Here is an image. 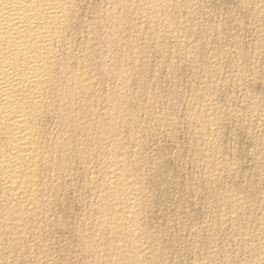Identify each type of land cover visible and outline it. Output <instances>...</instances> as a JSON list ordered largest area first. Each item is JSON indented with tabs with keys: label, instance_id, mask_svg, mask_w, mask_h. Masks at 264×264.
Returning a JSON list of instances; mask_svg holds the SVG:
<instances>
[{
	"label": "bare ground",
	"instance_id": "1",
	"mask_svg": "<svg viewBox=\"0 0 264 264\" xmlns=\"http://www.w3.org/2000/svg\"><path fill=\"white\" fill-rule=\"evenodd\" d=\"M241 1H242L241 6L249 7L251 2L260 1V0H241ZM191 2L189 0H0V264H10L12 262H15L18 258L12 257V254L13 253L15 254L17 248L19 249V252H20V248L25 247L27 245H29V246L23 248V249H25L24 252L27 251L28 253H31V254L32 253L34 254V252H35V253H39L38 255H41L39 257L37 255L38 258L35 259V261L38 260L37 264H51L52 263L51 260L48 258L49 257L48 254H50V250H49V253H47L48 251L45 250L46 248H48V246L50 244L49 243L47 245L46 243L49 242L51 237L49 238V240L47 242L45 240L46 243H44L41 239V236H44L43 233H45V231L48 233V231H47L48 228H50L51 226L52 227L54 226L53 221H52V217H53V212L55 209L56 202L59 199H62L63 197H65V195H67L69 192L71 193L70 190H72L73 192H78L77 195L80 194L79 192H82L83 195H81V196H84V197H82V200L85 201V205H86L85 208L82 206V205H84V202L81 205L82 208H84L83 210H85V212L82 213V215H83L82 219H80V221H82V223H83V225H82L83 227L78 225V226H80V228L77 227L76 230L74 231L76 234L75 237L76 236L78 237V239L76 238L78 240L77 241L78 244L77 243H75V244L78 245L77 246L78 249L76 248L77 249L76 252L82 260L81 263H83V264H165L163 261V257H165L166 254L165 255L163 254V252L161 250V248H163V247H160L163 245L162 244L163 242L158 244L157 242L161 241V240L158 239V241H157L155 238L156 236L153 237V235L150 234L151 230H153L154 227L150 230V232H148L147 228H146V215H145V213L148 212L147 209H149V208L151 209V204L153 202L156 203V201H158L157 200L158 195L156 194V191H157V188H156V191H155L156 197L153 198L156 200L155 201L153 200V202H150L151 198H150L149 194H152V192H153L151 190L153 187L150 189V185H152L153 183L150 182L151 183L150 184L148 182V178H149L148 173L149 172L147 173V171H146L147 167L145 168V162H147L145 159L147 156L146 157L143 156L142 153H144L145 151L141 153L140 152L141 150L139 148H142V147H140L141 145L143 146V144H141V140H140L142 137L141 134L143 135L144 132H147L150 128H152V127H149L152 125L151 123H154V124L156 123L158 126V129H159V125H160V126H162V128L164 126H167V128L165 127L166 130L167 129L170 130L169 126L171 127L172 125H174L173 121L175 119L172 121L171 119H168V118H166L165 115H163V113H164L163 111H165V108H164V110H162L163 107L160 108L161 107L159 104L160 101L159 102L155 101V96L154 97L152 96V94H155V93L154 92L152 93V91H151L152 94L149 93L151 95L147 94V95H149L147 97L145 95V97H146L145 104L143 106L140 105L143 108L145 105L147 106V107L145 106L146 109H144V113H146V115L143 113L138 114L141 111L139 112L138 107H136L137 108V110H136L137 115H139V116L143 115L142 116L143 120L142 121L138 120L137 115L134 114V107H133V110H132V108H130L131 107L130 102H132V100H133V98H131V97H133V96L129 95L128 92L131 90L128 91V88L130 87L129 85L132 84V81H131L132 79L136 78V81L138 80L139 82H141V81H143L142 78H145L143 76H144V71L146 72V69L144 70L143 68L142 69L140 68L137 70V68L140 65V64H138L139 63V53L141 52V49H142L140 47L142 43L140 44L139 42L141 41V36L144 33H145L144 36L148 35L147 37L146 36L145 37L154 44L153 46L158 51H161L160 53H162L163 45L165 43L164 41H166V40L171 41L172 40L174 42L176 41L177 45L175 43H173L174 44L173 46H175V48L173 49V47L170 46L172 48L171 50L178 51L177 54L179 52H181V55H183L184 57H187V59L191 58L193 55H196V56L198 55V54H194V51H193L194 47H192L193 49L190 48L191 51L187 50L188 48H186V47H188L189 45L192 46V44H189V43L191 42V40H193V38L191 37L192 36L191 35L190 36L191 38L188 37L189 40H187V42L185 41L187 38L185 39V36H184L185 33L182 31L185 26H183L182 22L180 21L182 19L184 20V16H182L183 18H181V16H180L181 11L183 9H190V5H192L194 1L192 2V4H190ZM195 2H196V0H195ZM199 2H197V3H199ZM262 2L264 3V0ZM263 3H262V5H263ZM255 4H257V3H255ZM259 4H260V2L258 3V7L261 6ZM195 5H193V6H195ZM199 6L197 5V8ZM253 6H254V4H253ZM191 8L193 9V7H191ZM242 8H244V7H242ZM249 8L252 9L251 7H249ZM249 8H248V10H250ZM195 10H193V11H195ZM252 11H254V10H252ZM259 12H263V11H259ZM194 13L196 14V12H194ZM201 13L199 15H201ZM188 14L185 15L186 16L185 19H187ZM182 15H184V14H182ZM190 15L191 16H189V18L194 16V15L192 16V14H190ZM253 15L257 16L259 14L257 13V15H256L254 13ZM255 16H253V17H255ZM231 19H233V18H231ZM197 20L199 21V19H197ZM191 21H193L192 18H191ZM254 21L255 20H253V22ZM185 22H187V21H185ZM186 24L188 25L189 22H187ZM211 24H212V26L214 25L213 23H211ZM211 24H209V26ZM193 27H195V25ZM202 27L201 28L199 27V29H202ZM211 28L213 29V27H211ZM214 28H216V26ZM208 29H210V28H208ZM203 30H204V27H203ZM203 30H201V31H203ZM260 30H261V28L259 29V31ZM193 31H194V29H193ZM217 31H215V32H217ZM182 32L184 34H182ZM220 32H222V31H220ZM197 33L198 32H196L195 34H197ZM205 33H206V31H205ZM202 34H204V33L202 32ZM259 34H260V32H259ZM200 35H199V37H200ZM204 35L203 36L201 35V37L204 38ZM215 35H216V33H215ZM220 36L223 38V36H226V35H223V34L220 35L219 34V37ZM216 37H217V35H216ZM219 37H217V38H219ZM142 38H143V36H142ZM196 39H197V37H196ZM206 39L207 38H205V40ZM224 39H225V37H224ZM220 40H222V39L220 38ZM225 40H227V39H225ZM188 41H189V43H188ZM198 41L201 43L200 38ZM202 41H203V39H202ZM185 42L187 43V46L183 45V44H185ZM195 42H197V41L195 40ZM206 43H207V41L204 42L205 45H206ZM261 43H263V42H261ZM147 44L148 43L146 42V45ZM149 44H150V42H149ZM166 44H168V43H166ZM143 45H142V47H143ZM168 45H166V46L164 45V47H167ZM229 45H230V43H229ZM202 46H203V44H202ZM202 46L200 45L201 49H203L205 47V46L204 47H202ZM252 46H254V45H252ZM259 46L257 49L262 50V52H263L264 46L263 45H259ZM233 47H234V45H233ZM201 49H200V51H201ZM208 49L209 48H207V50ZM257 49H255V50H257ZM148 50H149V48H147V50H145L146 53L149 52ZM150 50H151V47H150ZM197 50H198V48H197ZM212 50H213V48H212ZM212 50L210 52L214 53L216 51V50L215 51H212ZM145 51H143V49H142V52H145ZM164 51L166 54H167V52H169L168 50H167V52H166V50H164ZM203 51H205V50L203 49L201 51L204 54ZM235 52H237V50L234 51L233 53H235ZM256 52H254V53H256ZM174 53H176V52H174ZM219 53L221 54L222 52H219ZM227 53L230 55L232 54V53H229V51L228 52L226 51L225 54L227 55ZM155 54H158V53L156 52ZM163 54H164V52H163ZM199 54H200V52H199ZM209 54H211V53H209ZM237 54L239 55V52H237ZM261 54H263V53H261ZM150 55H151V53H150ZM152 55H153V53H152ZM200 55L197 57H201ZM205 55H203L204 58L203 57H201V58L205 59V57H206ZM214 55H216V54H214ZM226 55H225V57L222 55L224 57V59H227ZM243 55H244V53H243ZM249 55H251V53ZM141 56L143 57L142 58L143 60L147 57V56L145 57L144 54L143 55L141 54ZM141 56H140V59H141ZM158 56H161V55H158ZM168 56H167V58H168ZM174 56H173V59H174ZM176 56H178V55H176ZM236 56H234V57H236ZM169 57H172V56H169ZM184 57H183V61L185 59ZM209 57H210V55H209ZM217 57H215V58L217 59ZM157 58H156V61H157ZM151 59H152V57H151ZM166 59H164V61ZM173 59L170 61H173ZM187 59H185V61ZM216 59H215V61H213L214 58H213V60L212 59L211 60L213 62H215V64H216ZM232 59H235V58L232 57ZM160 60H159V62L158 61L157 62L163 63ZM175 60H177V59H175ZM207 60H208V58L205 59V62ZM223 60H222V62H223ZM194 61H195V58H194ZM212 61H210V62L213 65L214 63ZM250 61H252V60H250ZM256 61H258V60H256ZM150 62H151V60H150ZM188 62H191V59ZM196 62H197V60H196ZM217 62H218V60H217ZM146 63L147 62L141 63V65L145 67V65H143V64H146ZM168 63L169 64H167L168 66H166V67L172 68L173 64L171 63L172 66L169 67V65H171V64H170V62H168ZM177 63H179V61L178 62L176 61V64ZM184 63L186 66V62H184ZM191 63L193 64V62H191ZM197 63L200 64V62H197ZM207 63H205V64H207ZM230 63H234V62H229V64ZM192 64L189 63L187 65L191 66ZM237 64H236V66H237ZM156 65H155V68H158ZM209 65L210 64H208V68H210ZM150 66L148 67V65H147L148 68H150ZM199 66H201V65H199ZM228 66L231 67L232 65H228ZM234 66H235V63H234ZM178 67H179V65L177 66V69H178ZM205 67H206V65H205ZM220 67H221V65H220ZM240 67H242V64L240 65ZM245 68L249 69V65ZM174 69H173V71H175ZM187 69L189 70V68H187ZM197 69H198V67H197ZM213 69H214V71H216L215 67H213ZM227 69H229V68H227ZM227 69H226V71H227ZM233 69H235V68H233ZM161 70H157V71H161ZM207 70H205V71H207ZM209 70H211V69H209ZM240 70L235 69L234 72L238 73ZM255 70H257V69H255ZM260 70H258V71H260ZM153 71H154V68H153ZM155 71H156V69H155ZM180 71L181 70H179V71L177 70L176 73L180 72ZM196 71H198V70H196ZM222 71L220 69L221 73H223ZM251 71H254V69H252ZM154 72H153L154 75H152V76H156V74ZM169 72L172 73V71H170V70H169ZM189 72H190V70H189ZM202 72H203V69H202ZM216 72H218V71H216ZM220 72H218V73H220ZM246 72H247V70H246ZM173 73H175V72H173ZM192 73H194V72H192ZM196 73H198V72H195V75H196ZM221 73H220V75H221ZM248 73L253 74L254 72L249 71ZM209 74H210V72L208 73V75ZM224 74H225V72L223 73V75ZM240 74H242V73L240 72ZM243 74L247 75L245 72ZM173 75H175V74H173ZM206 75H207V73H206ZM215 75H216V73H215ZM215 75H214L213 81L216 80ZM255 75H253V78H255ZM145 76H146V74H145ZM150 76H151V74H150ZM175 76H173V77H175ZM236 76H238V74ZM242 76H240V77H242ZM248 76H249V74H248ZM256 76H258V75H256ZM177 77H179V76H177ZM190 77H192V74L190 75ZM193 77H194V75H193ZM234 77H233V80H234ZM156 78L157 77H155V79ZM160 78H161V76H160ZM203 78H201V79H203ZM206 78L207 77H205V79ZM216 78L218 80V77H216ZM226 78H227V76H226ZM249 78H251V76ZM253 78H252V80H253ZM150 79H151V77H150ZM152 79H154V78H152ZM199 79H200V77H199ZM205 79H204V81H205ZM237 79H236L237 81H240L242 83L241 78H237ZM243 79H244V77H243ZM258 79H259V77H258ZM258 79L256 78V80H258ZM160 80H158V81L160 82ZM175 80H177V79L175 78ZM236 80H234V81H236ZM153 81L154 80H152V82ZM173 81H174V79H173ZM192 81L193 80H191V83H192ZM196 81L198 82V80H196ZM208 81H210V80L208 79ZM245 81H248L249 82L248 84L250 85V80L246 79ZM145 82H146V80H145ZM145 82H142V83H145ZM219 82H221V84H219V85L224 84L223 86H225L227 84L225 81H224V83H222V80ZM227 82L230 83L229 80ZM252 82H255V81H252ZM142 83H140V84L142 85ZM162 83H161V85H162ZM199 83L203 84L202 82H199ZM241 83H240V86H241ZM157 84H159V83H157ZM174 84L176 85V83H174ZM209 84L212 85L213 83L212 84L209 83ZM214 84H216V83H214ZM230 84H228V85H230ZM153 85L154 84L152 83V85L150 87L153 88L152 87ZM200 85H199V87H203ZM234 85H237V84H234ZM136 86H137V84H136ZM146 86L144 88H146ZM154 86H156V84ZM159 86H157V87H159ZM192 86H191V88H192ZM148 87H149V85H148ZM161 87L162 86H160L159 90L161 89ZM177 87H179V86H177ZM219 87H217L216 89L221 90L222 87L221 86H219ZM237 87H235V88H237ZM154 88L156 89L157 92L159 91V90H157L156 87H154ZM164 88L168 89L165 86L163 87V89ZM196 88H198V87H196ZM205 88H206V85H205ZM208 88H206V89L209 90ZM211 88H213V86ZM139 89H140V86H139ZM163 89H162V91H163ZM173 89H174V87H173ZM177 89H179V91L181 92L180 88H176V89H174V91L176 90V92H177ZM203 89H202V91H203ZM223 89H224V87H223ZM149 90H150V88H149ZM149 90H147V91H149ZM220 90H219V92H221ZM134 91L137 92L136 89ZM142 91L144 92V90H142ZM239 91L242 92L241 89ZM246 91H243V92H246ZM248 91H250V90H248ZM140 92H139V94H140ZM163 92H162V94H166ZM167 92H169V89ZM199 92L203 96L204 93H201V91H199ZM199 92L195 93V94H199ZM240 92H238V93H240ZM243 92H242V95H243ZM190 93H189V95H190ZM210 93H211V90H210ZM210 93L205 92V94H207V95ZM144 94H145V92H144ZM160 94L161 93H159V95H157V94H155V95L160 96ZM169 94H171V92ZM177 94L179 95V93H177ZM216 94H212V96L216 95ZM245 94L248 95V92ZM252 94H253V92H252ZM131 95H132V93H131ZM138 95H137V97H138ZM217 95H219V94H217ZM166 96L167 95H165V98H166ZM181 96H179V97H181ZM192 96H194V95H192ZM206 96L204 95L202 97V98H204V97L205 98L202 99L201 103H200L201 97L198 101L196 100L197 98L195 99V97H192L193 99L196 100V102H199V103H196L192 98H190L196 104L195 103L191 104L190 102H193V101L188 99V102L190 100L189 103H190V105L193 106V109L190 108V109H192L191 110L192 113L189 115V119L188 118L187 119L189 120V123L192 125V129H194L193 128V126H194V127L198 128V130L200 131V133L198 135H201V136H200V138L198 136L199 142H198V140H197V142L199 143V145L197 146L198 147L197 149L200 150V152L203 153L205 156V157L203 156L205 158L203 160V162L201 160L199 161L202 163L201 164V167H202L201 172L206 177V179L205 178L204 179L207 180L208 182H214V181L217 182L218 179L220 180V178H222V175H223V173H225V170H227V171L231 170L232 164L230 166H228L227 163H229V162L226 163V161H225V160H227V158L223 159V157H221L219 155L221 153H219V150L217 151V148L214 145V142L216 141V138L218 135L216 132L217 131L216 128H219L220 127L219 125H221V124H219V122H218L217 123L218 126H216L215 122H217V121H214L215 119L213 120L212 117L209 118V116H211V115H213V113H215V112H213L214 111L213 104L215 103V101L213 100L214 102L212 103L211 102L212 100H210V99L213 97L210 96V99H208V98H206ZM252 96H254V94ZM252 96H251V98H252ZM160 97H163V96H160ZM257 97L259 98V96H257ZM140 98L141 97H139V100H140ZM172 98H174V96H172ZM172 98H170V100H173ZM176 98H177V96H176ZM183 98H184V96H183ZM214 98L216 99L217 97L214 96ZM130 99H132V100L130 101ZM177 99L179 100V98H177ZM137 100H138V98H136V101ZM178 100H176V103ZM181 100H179V101H181ZM134 101H135V99H134ZM134 101H133V103H134ZM241 101H243V100H241ZM248 101L251 102L249 99H248ZM137 102H139V101H137ZM140 102H141V100H140ZM143 102H144V100L141 103H143ZM165 102L167 103V105L165 107L169 106L168 105L169 101L167 102V99ZM173 102H175V101H173ZM260 102H261V100H260ZM161 103H162V101H161ZM183 103L184 102H182V104ZM252 103H253V108L256 107V109H251L252 105L248 104L251 107L248 110L251 109V110H254V112L257 111L258 109L260 110L261 109L260 106L263 105V104L258 105L256 103H254L253 101H252ZM257 103H259V101ZM172 104H174V103H172ZM182 104H180V105H182ZM187 104L188 103H186V105ZM131 105H133V104H131ZM161 105L164 106V104H161ZM190 105H189V107H190ZM217 105H219V104H217ZM173 106L174 105H172V108L177 107V106H175V107H173ZM257 106H259L258 109H257ZM184 107H185V105H184ZM217 107L220 108L219 106H217ZM262 107H264V106H262ZM181 108H182V106H181ZM181 108L177 109L178 112H179V109L181 111ZM139 110H141V109H139ZM145 110H147V112H145ZM186 110H188V109L186 108ZM263 110L261 109V111H263ZM183 111H184V109H183ZM175 112H177V111L175 110ZM190 112H188V113H190ZM246 112H247V109H246ZM248 112H250V111H248ZM216 113H217V111H216ZM218 113H217V115H218ZM237 113L238 112L233 111L232 115L235 114L234 115L235 117H236V115H238V116L241 115V114H239V113L237 114ZM255 113H257V112H255ZM261 113L264 114L263 112H261ZM249 114L251 115V113H249ZM252 114H253V112H252ZM262 114L257 113L256 118H257V122H259L261 120L264 124V119H260L261 118L260 116ZM144 115H145V117H144ZM217 115H215L214 117L216 118ZM227 115H231V114L228 113ZM250 115H248L246 117H252V115L251 116ZM175 116L181 117V115H179V116L175 115ZM169 117H170V115H169ZM172 117H174V116H172ZM225 117H226V115H225ZM182 118H185V117L182 115ZM236 118L234 120H236ZM256 118H253V119H256ZM241 119H244V118H241ZM244 120H246V119H244ZM147 121H148V125H145V123H147ZM176 121L178 122L177 119H176ZM176 121H174V122H176ZM254 122H256V121L254 120ZM254 122H253V124H254ZM263 124L261 125L260 122L257 123L258 126L261 125L259 127L260 129L262 126H264ZM154 126L156 127V125H154ZM175 127L177 128L178 126L176 125ZM175 127L173 126L171 128L175 129ZM184 127L186 128L185 124H184ZM165 128H163V129H165ZM188 128H189V126H188ZM188 128H186L187 130L184 129L185 130L184 131L183 127H182L183 132L181 134H183V133L185 134L186 131L188 132L189 131ZM256 128H258V127L256 126ZM192 129L190 130V132L192 131ZM251 129H252V127H251ZM151 130H153V129H151ZM168 130H167V132H169ZM172 131L175 132L174 130H172ZM178 131H176L174 136L179 135ZM195 131H196V133L199 132V131L197 132V129H195ZM258 131H260V130L258 129ZM149 132L150 131H148V134H150ZM159 132H161V130ZM177 132H178V134H177ZM192 132H194V130ZM155 133H157L156 130H155ZM259 133L261 135V132H259ZM161 134H160V136L162 138ZM171 135H167V136H171ZM149 136L151 137V134ZM167 136H164V138ZM191 136H188V137H191ZM194 136H192V137H194ZM188 137H186V138H188ZM220 137H218L219 140H220ZM168 138H174V137H168ZM175 138H177V137H175ZM186 138H185V140H187ZM218 138H217V140H218ZM258 138H259V136H258ZM146 140H144V141H146ZM259 140H261V137ZM159 141H161V140L159 139ZM164 141H166V140H164ZM188 141H190V140L188 139ZM194 141H195V139H194ZM169 142H171V141H169ZM177 142H179L178 139H177ZM191 142H193V141H191ZM191 142H190V145H192ZM259 142L264 143V137L262 138V141H259ZM259 142L257 141L256 144L258 145ZM174 143H176V142H174ZM198 143L194 142L195 145ZM161 144L162 143H160V146H161ZM188 144H189V142H188ZM188 144H187V147L192 148V146H190ZM216 144H218V143H216ZM195 145H194V147H196ZM260 145H263V144H260ZM146 146L149 148L148 145H146ZM158 147H159V144H158ZM163 147H165V146H163ZM184 147H186L185 144H184ZM187 147H186V149H187ZM194 147H193V149H194ZM191 148H188V149H191ZM188 149H187V151H188ZM263 149H264V147H263ZM143 150L144 149H142V151ZM175 150H176V148H175ZM175 150L173 149L172 152H174ZM194 150H193V152H194ZM150 153H152V152H150ZM162 153H163V151H162ZM254 153H255V151H254ZM261 153L259 152L260 155H261ZM174 154H175V152H174ZM190 154H193V153H190ZM196 154H197V152H196ZM196 154H193V156L195 155V157H196L197 156ZM263 154H264V152L262 153V157H263ZM144 155H148V154H144ZM172 155L170 154V157ZM154 156H155V153H154ZM154 156H153V158H154ZM188 156H191V155H188ZM158 157H160V156H158ZM163 157H165V156H163ZM175 157L178 158V155L174 156L173 157L174 159L170 158L173 160L172 162H174ZM195 157H194V159H196ZM258 157H261V156L256 155V159ZM155 158H157V157H155ZM150 159H152V157ZM201 159H202V157H201ZM187 160H188V157H187ZM189 160L191 161L192 159L190 158ZM161 161H162V159H161ZM199 162H196V163H199ZM175 163H177V162H175ZM192 163H190V164L192 165ZM153 165H154V163H153ZM160 165L164 166L163 164H160ZM160 165H158V167H156V168L158 169ZM178 165L180 166V164H178ZM149 166L150 165H148V167ZM193 166H195V165L193 164ZM153 167H155V166H152V168ZM233 167H232V169H237V166L233 165ZM149 168L151 170V167H149ZM179 168H180V170H182L181 167H179ZM154 169L155 168H153V170ZM195 169H199V168H195ZM261 169H263V168H261ZM180 170L178 169V171H180ZM185 171H183V172H185ZM151 172H152V170H151ZM156 172H158V171H156ZM190 172H188V173L190 174ZM154 173L155 172H153V175H154ZM186 173L187 172H185V174ZM194 173H193V175H194ZM196 173H197V171H196ZM179 174H178V176H179ZM198 174H200V171ZM232 174H233V171H232ZM155 175H156V173H155ZM169 175H170V173H169ZM159 176H161V175H159ZM162 176H163V174H162ZM172 176H173V174H172ZM196 176H197V174H196ZM196 176L194 175V177H196ZM225 176H224V178H225ZM164 177L167 178V176H164ZM179 177H181V176H179ZM184 177H185V175H184ZM194 177L192 176L191 178H194ZM229 177H230V175H229ZM191 178H190V180H191ZM174 179H175V177H174ZM177 179H179V178H177ZM177 179L174 181H177ZM186 179H188V178H186ZM160 180L161 179H159V181ZM197 180L201 181L202 179H197ZM197 180L195 179L196 183H197ZM244 180H245V178H244ZM249 180H250V178H249ZM76 181H78V184L76 183ZM155 181H153V182H155ZM171 181H172V179H171ZM195 181H194V183H195ZM200 181H198V182H200ZM203 181L204 180L201 181L202 184H203ZM220 181L223 182V180H220ZM186 182L190 183L188 181H186ZM216 182H215V185H216ZM263 182H264V180H263ZM177 183H179V181H177ZM164 184H166V182ZM183 184H184V181H183ZM168 185H169V183H168ZM171 185H172V183H171ZM171 185H169V186H171ZM190 185H191V183H190ZM190 185L188 184L189 187L186 185L187 189L192 187ZM208 185H209V183H208ZM210 185H211V183H210ZM165 186L166 185H164V187ZM177 186H179V185H177ZM193 186L196 187V185H193ZM159 187H162L161 183H160ZM159 187H158V189H159ZM181 187L183 188V186H181ZM194 187H192V188H194ZM197 187L201 188L199 183H198ZM213 187L211 189L214 192L215 190L213 189ZM77 189H79V191H77ZM163 189L164 188H162L161 191H159V190L158 191L162 192ZM184 189H182V190H184ZM211 189H209V190L212 191ZM205 190L207 191V188L204 189V191ZM238 190H240V189H238ZM150 191H152V192H150ZM170 191H171V189H170ZM192 191H194V190H192ZM195 192H196V190H195ZM205 192H201V193L203 194ZM186 193L188 194V192H186ZM155 194L153 192L152 195H155ZM158 194L160 195L161 193H158ZM162 194H163V192H162ZM164 194H165V192H164ZM192 194H194V193H192ZM192 194L190 193L191 196H192ZM224 194H226V193H224ZM257 194H258V192H257ZM73 195H76V193H73ZM67 196H69V195H67ZM184 196L185 195H183L181 197H184ZM205 196L203 195L201 197L204 198ZM208 196H206V197H208ZM211 196H212V194H211ZM213 196H215L214 193H213ZM235 196H237V195H235ZM235 196L227 195L226 197H223L225 199L224 201L222 199L221 200L223 203L226 202V204H227L226 208H227L228 204L231 205L233 210H234V211L232 210V214L236 215V213H234V212H237V209L242 204L240 199L243 195L241 197L240 196L235 197ZM77 197L79 198V196H77ZM160 197H159V199L162 198V197L161 198ZM197 197H198V195H197ZM218 197H215V198H217V200H218ZM239 197H240V199H239ZM78 198H77V200H78ZM203 198H201V199L203 200ZM209 198H210V196H209ZM212 198H214V197H212ZM220 198H222V195L220 196ZM187 199H189V198H187ZM243 199H245V198H243ZM69 200H70V198L68 199V201ZM162 200H164V199H162ZM162 200H161V202H164ZM205 200H207V198ZM211 200H209L211 202L210 205L213 202ZM64 201H62V202L64 203ZM71 201H72V203L73 202L75 203V200L73 201V199H72ZM71 201H69V202H71ZM168 201H167V203H168ZM220 201H218V202H220ZM256 201L257 200H255V202ZM80 202H81V200H80ZM161 202H159V203H161ZM177 202H178V200H177ZM184 202H182V204H184ZM197 202H194V203H197ZM222 202H220V203H222ZM164 203H166V202H164ZM194 203H192V204H194ZM199 203H200V201H199ZM202 203L203 202L201 201V204ZM205 203H207V202H205ZM214 203L215 202H213V204ZM172 204H174V202ZM180 204H181V202H180ZM217 204L218 203L216 202L215 206L213 205L214 209L216 208ZM244 204L247 205V203H243V206H244ZM73 205L74 204H72V206ZM79 205L80 204H78V205L76 204L75 206H79ZM168 205H165V206H168ZM210 205L208 204V207H210ZM259 205H261V204H259ZM263 205H264V203H263ZM64 206H67V205L64 203ZM69 206H71V205H69ZM69 206H67V208ZM173 206H176L178 209H180L178 206H181V205L177 206V204H176ZM173 206H171L170 208L173 209L172 208ZM185 206H187V205H185ZM197 206H199V205L197 204ZM201 206L203 207V205H201ZM251 206H250V208H251ZM156 207H158V206L156 205L155 209H156ZM162 207L163 206H161V208ZM202 207L201 208L199 207V208L202 210ZM60 208H61V206H60ZM185 208H187V207H185ZM232 208H230V209H232ZM244 208H245V210H246V208L249 209L246 206ZM253 208L254 207H252V211H253ZM259 208H260L259 211L263 212V210H262L263 208L261 209V206ZM71 209H74V208H70V210ZM204 209H205V207H204ZM227 209L229 212V208H227ZM58 210L55 211V213L58 212ZM83 210H81V211H83ZM166 210H168V209L166 208ZM207 210H208L207 211V213H208L210 208ZM240 210H238V212H240ZM245 210H241V211L242 212L244 211V213H245ZM250 210H248V211H250ZM61 211H64V209ZM190 211H186V213L190 215L191 214ZM214 211L215 210H213V212ZM252 211L250 212L251 215H252ZM75 212H76V210H75ZM152 212L153 211H151V214H152ZM163 212L164 211H162V213ZM169 212H171V211L169 210ZM201 212H203V211H201ZM242 212H241V214H242ZM76 213H78V212H76ZM79 213H81V212H79ZM171 213H173V212H171ZM222 213L219 214V218H221L223 220L222 222H224V220L226 221L225 218H232L234 216L232 214H227V212H224L225 214H222ZM229 213H231V212H229ZM261 213H259V214H261ZM58 214H59V212H58ZM192 214H193V212H192ZM192 214H191V217H192ZM210 214H212L211 211H210L209 215ZM241 214H240V216H238V214H237V216L241 217L242 216ZM255 214H257V213H255ZM59 215H58V217L61 216V215L60 216ZM66 215H67V213H66ZM78 215L81 216V214H78ZM156 215H158V213ZM168 215H171V214H168ZM174 215L176 216V214H174ZM214 215H216V214H214ZM214 215H213V217H214ZM262 215H264V214L262 213ZM206 216H208V214ZM217 216H215V217H217ZM67 217H69V215ZM77 217L78 216H76V218ZM171 217H172V215H171ZM245 217H246V215H245ZM167 218H169V217H167ZM177 218H178V216H177ZM207 218H205L204 221L207 220ZM219 218H218V220H219ZM251 218H253V216ZM251 218L247 217L246 219H251ZM69 219H72V218L69 217ZM69 219H67L66 221H68ZM159 219H162V218H159ZM243 219L244 218H242V220ZM56 220H57V217H56ZM59 220H61V218ZM209 220H210V218H208L207 221L209 222ZM214 220L212 218V221H214ZM233 220H231V222L235 223V221H233ZM262 220H263V217H262ZM61 221H59V222H61ZM70 221H72V220H70ZM153 221H154V219H153ZM164 221H165V219H164ZM207 221H205V222H207ZM236 221H239V218ZM246 221L249 222V220H246ZM246 221H241V222L248 223ZM259 221L261 224V220H259ZM59 222H57L58 225H59ZM77 222H78V219H77ZM176 222H177V220L175 221V223ZM181 222H183V221H181ZM231 222L226 221L225 223H228V225H229V223H231ZM64 223H62V224H64ZM165 223H166V221H165ZM210 223H211V221H210ZM76 224H74V225H76ZM148 224H149V222H148ZM205 224L207 227H211V226H208L207 223H205ZM205 224H203V225H205ZM237 224L238 223L236 222V225ZM239 224H240V222H239ZM244 224L242 223L240 225L241 228H242V225H244ZM69 225H71V223ZM152 225H151V227H152ZM175 225H177V224H175ZM224 225H222V226H224ZM236 225H234L233 227H235ZM246 225L247 224H245L244 226H246ZM66 226H68V225H66ZM66 226H65V229H66ZM180 226H181V224H180ZM183 226L185 227V225H183ZM194 226H193V228L191 227L190 229H192V230L195 229ZM197 226H199V224H197ZM197 226H195V227H197ZM253 226L255 227V225H253ZM71 227H72V225H71ZM171 227H173V226H171ZM239 227L237 225V230H240V232H241V229H238ZM260 227H261V225H260ZM58 228L59 227H57V229ZM62 228H63V226H62ZM218 228H219V226H218ZM220 228L222 229L223 227H220ZM243 228H245V227H243ZM182 229H183V227H182ZM182 229H180V231H182ZM224 229H222V231H227ZM228 229H231V228L228 227ZM168 230H170V229L168 228ZM178 230H179V228H178ZM258 230L260 231V229H258ZM61 231H63V230H61ZM194 231L197 232L196 229ZM201 231H203V230H201ZM206 231H208V230H206ZM247 231H248V228H247ZM52 232H53V230H52ZM59 232H60V230H59ZM184 232H186V231H184ZM191 232H193V231H191ZM229 232H231V230ZM261 232H263V231H261ZM71 233H72V231H71ZM167 233H168V231H167ZM209 233L208 234L206 233V234L209 235ZM237 233L239 235V231ZM48 234L51 235V233H48ZM55 234H54V237H55ZM64 234L66 235V232ZM156 234L160 235L159 232ZM242 234H244V233H242ZM258 234H260V233L257 232V235ZM263 234H264V232H263ZM45 235H47V234H45ZM59 235H61V234H59ZM70 235H72V234H70ZM195 235H197V234H195ZM68 236H69V234H68ZM187 236H189V235H187ZM202 236H203V234H202ZM228 236H229V234H228ZM70 237L73 238L74 236H69L68 238H70ZM211 237L212 236H210V238ZM173 238L174 237H172V239ZM175 238H177V237H175ZM246 238H247V236H246ZM246 238H244L243 241L247 240ZM249 238H251V237H249ZM262 238H264V236ZM188 239H190V238H188ZM191 239H192V237H191ZM199 239H202V241H203V238H201V236L199 237ZM239 239H240V237H239ZM251 240H252V238H251ZM259 240L261 241V239H259ZM262 240H264V239H262ZM202 241H201V243H202ZM228 241H229V239H228ZM230 241H231V239H230ZM232 241H234V239ZM243 241H241V242H243ZM53 242L51 243L52 245L54 244ZM65 242H67V241H65ZM69 242H71V241H69ZM73 242L74 241H72V243ZM172 242H174V240ZM209 242H211V241H209ZM251 242L247 241L246 243L252 244ZM255 243H256V241H255ZM255 243H253V244H255ZM65 244H67V243H65ZM203 244H205V243H203ZM234 244H235V242H234ZM201 245H199V246H201ZM208 245H209V243H208ZM261 245H263V243ZM63 246L66 247V245H63ZM70 246L73 247L72 245H70ZM70 246L68 245L67 247H70ZM199 246H197V247H199ZM202 246L204 247V245H202ZM253 246H255V245H253ZM51 247H53V246H51ZM178 247H179V245H178ZM193 247H195V242H194ZM212 247H214V246H212ZM50 248H48V249H50ZM206 248H207V245H206ZM260 248L262 249V247H260ZM73 249L75 250L74 247H73ZM247 249H249V248H247ZM253 249H255V247H253ZM253 249H251V250H253ZM51 250H52V248H51ZM53 250H55V249H53ZM66 250H68V249H66ZM166 250H167V248H166ZM204 250H206V251L202 250L200 252L206 253L207 250H209V249H204ZM163 251H165V250L163 249ZM172 251H174V250H172ZM195 251L196 250H194V252ZM221 251L226 252L225 250H221ZM248 251H250V250H248ZM215 252H216V250H215ZM28 253H27V255H28ZM164 253H166V252H164ZM258 253H259V251H258ZM31 254H30V256H31ZM209 254H210V252H209ZM214 254L215 253H213V257L215 258ZM236 254H238V253H236ZM257 254H255V255H257ZM260 254H262V253H260ZM21 255H23V254H21ZM71 255H72V253H71ZM73 255L75 256V253ZM174 255L175 254H173V256ZM15 256H17V255H15ZM19 256H20V254H19ZM169 256H172V255H169ZM176 256H177V253H176ZM176 256H175V258H176ZM222 256H224V255H222ZM251 256H252V254H251ZM253 256H254V254H253ZM20 257H21L20 261H22V258H24V256L23 257L20 256ZM32 257H34V255ZM56 257L58 259V256H55V258ZM67 257H68V255H67ZM167 257H168V255H167ZM197 257L199 258V256H197ZM211 257L209 259L210 261H211ZM259 257H260V255H259ZM261 257L263 258L264 255ZM35 258H36V256H35ZM181 258H183V257H181ZM214 258H212V259H214ZM24 259H25V261L27 260L26 258H24ZM31 259H32L31 263L33 264V258H31ZM204 259H206V258L204 257ZM204 259L201 258V260H204ZM226 259L229 260L230 258L229 259L226 258ZM263 259H262V261H263ZM67 260H69V259H67ZM67 260H65V261H67ZM73 260H74V258H73ZM173 260H174V258H173ZM76 261L74 263H76ZM165 261H166V259H165ZM262 261H260V262L262 263ZM22 262L19 264H22ZM69 262H70V260H69ZM174 262L171 264H174ZM77 263L79 264V262H77ZM232 263H234V261ZM252 263H254V262H252ZM252 263H250V264H252ZM257 263H259V262L257 261ZM28 264H29V262H28ZM58 264H60V263H58ZM195 264H197V263L195 262ZM229 264H231V263H229Z\"/></svg>",
	"mask_w": 264,
	"mask_h": 264
},
{
	"label": "rangeland",
	"instance_id": "2",
	"mask_svg": "<svg viewBox=\"0 0 264 264\" xmlns=\"http://www.w3.org/2000/svg\"><path fill=\"white\" fill-rule=\"evenodd\" d=\"M190 2L192 1H194L193 2V4H192V2L190 3V4H192V5H190V9L193 11V10H195V11H191L190 9H183L182 11H181V18H183L182 16H184V20L182 19V20H180L181 22H182V24H183V26H185L184 28H183V32L185 33H183L182 32V34H184V36H185V41L187 42V40H189V38L188 37H190L191 35V37L193 38V40H191V42L189 43V41H188V43L189 44H192V46L191 45H189L188 47H186V48H188L187 50H190V48L191 49H193L192 47H194V49H193V51H194V54H198L197 56H199L202 52V50L204 49L205 51H203L204 52V54L202 53L200 56L201 57H203V55H205L206 57H205V59H207L208 58V60L205 62V59H202L201 57H197L196 55H193L191 58H188L187 59V57H184L183 55H181V52H179L178 54H177V52L178 51H173V50H171L172 48L170 47V46H172L173 47V49L175 48V46H173L174 44L173 43H175L176 44V41L174 42V41H170V40H166V41H164L165 43H164V45L166 46V45H168L167 47H164V45H163V49H162V53H160L161 51H158L153 45V43L151 42V41H149L146 37L148 36V35H145L144 36V34H142V36H143V38H142V36H141V41L139 42L140 44H141V48L143 49V51H145V50H147V48H149V54L148 53H146V51L145 52H142V49H141V52L139 53V63L138 64H140L139 65V67L137 68V70L138 69H146V72L144 71V76L143 77H147L146 79L145 78H142V80L143 81H141V82H139L138 80L136 81V78H134V79H132L131 81H132V84L131 85H129L130 87L128 88V91L129 90H131V91H129L128 93H129V95L130 96H133V97H131V98H133V100L132 99H130V101L132 100V102H130V108H132V110H133V107H134V114L135 115H137V113H136V110H137V108L136 107H138V111L140 112V113H138V114H145L146 115V113H144V109H146V107L144 106V108L142 107L144 104H145V102H146V97L147 96H149V95H151L153 92L155 93V94H157V95H159V93H161L160 94V96H163V97H160V96H157V95H155V94H152V96L154 97L155 96V101L156 102H159V104H160V108H162V110H164V108H165V111H163L162 113H163V115H165L166 116V118H168V119H171L172 121L174 120V121H176V119L178 120V124L176 123V122H174L173 121V124L174 125H172L171 127H175L176 125L178 126L177 128L175 127V129H173V128H171L170 126H169V128H170V130L172 131V130H174L175 132H171L170 130H168L169 132H167V130H166V128H167V126H164L163 128H165V129H163L162 128V126H160L159 125V129L161 130V132H159L160 130L158 129V126H157V124L155 123H151L150 125L151 126H149V127H152V128H150L148 131H150L149 133L151 134V137L149 136L150 134H148V131L147 132H144V134L142 135L141 134V144H143V146L141 145L140 147H142V148H139L141 151V153L142 152H144V153H142L143 154V156H147L146 157V161L148 162H145V168H146V171H147V173L149 174L148 176H149V178H148V182L150 183V182H152L153 184V186L152 185H150V189L154 192V194H155V191H156V188H157V191H156V194L158 195L157 197V200L158 201H156V203L155 202H153V200L155 201L156 199H153V198H155L156 197V194L155 195H152L153 194V192L152 191H150V192H152V194H149L150 195V198L152 199H150V202H153L152 204H151V209L149 208V209H147L148 210V212H146L145 213V215H146V228H147V231L148 232H150V230L153 228V230H151V232H150V234L151 235H153V237H155L156 238V240L158 241V239L159 240H161V241H158L157 243L159 244V243H162L163 245L162 246H160V247H163V248H161V250H162V252H163V254L165 255V257H163V261H164V263L165 264H171V263H173L175 260V262L177 263V264H195V262L197 263V264H204L205 262V264H211L212 262V264H229V263H231V264H250V263H252V262H254V263H252V264H264V257L262 258L261 256H263L264 255V240H262V239H264V238H262L263 236H264V234H263V232H264V215H262V213L264 214V205H263V201H264V182H263V180H264V154H263V157H262V153L264 152V149H263V147H264V143H260L259 141H262V138L264 137V126H262L261 127V129L259 128L262 124H263V122L260 120L259 122H260V126H258L257 125V123H259V122H257V113H260V114H262L261 112H263L264 113V107H262V106H264V51L262 52V50H258L257 48H258V46L259 45H263L264 46V3L262 2L263 0H260V1H254V2H251L250 3V5H249V7H251L252 9H250L249 7H246V6H241V3H242V1L241 0H196V2H195V0H189ZM197 2H199V3H197ZM260 2V4L259 5H261V6H259L258 7V3ZM254 4V6H253V4ZM255 3H257V4H255ZM262 3H263V5H262ZM196 4V5H195ZM193 5H195V6H193ZM197 5L199 6L198 8H197ZM191 7H193V9L191 8ZM242 7H244V8H242ZM247 9H246V8ZM200 8V9H199ZM248 8L250 9V10H248ZM258 9V10H257ZM187 10V11H186ZM198 10V11H197ZM208 10V11H207ZM252 10H254V11H252ZM186 11V12H185ZM191 11V12H190ZM203 11V12H202ZM207 11V12H206ZM248 11V12H247ZM252 11V12H251ZM259 11H263V12H259ZM194 12H196V14L194 13ZM199 12V13H198ZM202 12V13H201ZM189 13V14H188ZM194 13V14H193ZM201 13V15H199ZM207 13V14H206ZM255 13L256 15H257V13L260 15H257V16H255V15H253V14ZM263 15H262V14ZM182 14H184V15H182ZM186 14H188L187 15V19L189 18V16H191L190 14H192V16L194 17H190L188 20L187 19H185L186 18ZM197 15V16H196ZM205 15V16H204ZM252 15V16H251ZM208 16V17H207ZM253 16H255V17H253ZM204 17V18H203ZM210 17V18H209ZM212 17V18H211ZM263 19H262V18ZM191 18H192V20L193 21H191ZM199 19V21L197 20V19ZM220 18V19H219ZM231 18H233V19H231ZM260 18V19H259ZM225 19V20H224ZM190 20V21H189ZM253 20H255L254 22H253ZM263 20V21H262ZM185 21H187V22H189V26L186 24L187 22H185ZM196 21V22H195ZM198 21V22H197ZM222 21V22H221ZM195 22V23H194ZM211 24V23H213L214 25L212 26V24L209 26V24ZM194 23V24H193ZM199 23V24H198ZM197 24V25H196ZM208 24V25H207ZM251 24V25H250ZM195 25V27H193ZM199 25V26H198ZM201 25V26H200ZM239 25V26H238ZM253 25V26H252ZM188 26V27H187ZM198 26V27H197ZM204 27V30H203V27ZM216 26V28H214ZM256 26V27H255ZM262 26V27H261ZM190 27V28H189ZM192 27V28H191ZM199 27L201 28L202 27V29H199ZM210 28V29H208V28ZM211 27H213V29L211 28ZM253 27V28H252ZM197 28V29H196ZM218 28V29H217ZM220 28V29H219ZM261 28V30L259 31V29ZM189 29V30H188ZM193 29H194V31H193ZM199 29V30H198ZM188 30V31H187ZM201 30H203V31H201ZM218 30V31H217ZM205 31H206V33H205ZM211 31V32H210ZM215 31H217V32H215ZM220 31H222V32H220ZM187 32V33H186ZM194 34H193V33ZM196 32H198L197 34H195ZM202 32L205 34H202ZM208 32V33H207ZM259 32H260V34H259ZM215 33H216V35H217V37H219V34L220 35H226V36H223V38L220 36L219 38H217L216 37V35H215ZM203 36L204 35V38H202L201 37V35ZM259 36H258V35ZM189 35V36H188ZM195 35V36H194ZM199 35H200V37H199ZM228 35V36H227ZM233 35V36H232ZM263 35V36H262ZM195 38H194V37ZM209 36V37H208ZM190 37V38H191ZM196 37H197V39L199 40V38H200V41H201V43L196 39ZM224 37H225V39H227V40H225L224 39ZM227 37V38H226ZM233 37V38H232ZM259 37V38H258ZM261 37V38H260ZM205 38H207L206 40H205ZM220 38L222 39V40H220ZM231 38V39H230ZM238 38V39H237ZM197 41V42H195V40ZM202 39H203V41H202ZM209 39V40H208ZM261 39V40H260ZM145 42H144V41ZM215 40V41H214ZM219 40V41H218ZM224 40V41H223ZM234 40V41H233ZM256 40V41H255ZM260 40V41H259ZM150 42V44H149V42ZM162 41V42H163ZM207 41V43H206V45L204 44V42H206ZM210 43H209V42ZM227 41V42H226ZM146 42L148 43L147 45H146ZM185 42V44H183L184 46H187V43ZM195 42V43H194ZM199 42V43H198ZM217 42V43H216ZM234 42V43H233ZM255 42V43H254ZM259 42V43H258ZM261 42H263V43H261ZM152 43V44H151ZM166 43H168V44H166ZM172 45H171V44ZM198 43V44H197ZM229 43H230V45H229ZM257 43V44H256ZM145 46H144V45ZM194 44V45H193ZM202 44H203V46H202ZM142 45H143V47H142ZM151 45V46H150ZM177 45V44H176ZM200 45L202 46V47H204L203 49H201V47H200ZM209 47H208V46ZM233 45H234V47H233ZM252 45H254V46H252ZM199 46V47H198ZM228 46V47H227ZM239 46V47H238ZM257 46V47H256ZM145 47V48H144ZM150 47H151V50H150ZM170 47V48H169ZM196 47V48H195ZM209 48L208 50H207V48ZM211 47V48H210ZM238 47V48H237ZM256 47V48H255ZM260 47V46H259ZM166 48V49H165ZM197 48H198V50H197ZM212 48H213V50H212ZM228 48V49H227ZM244 48V49H243ZM154 49V50H153ZM200 49H201V51H200ZM212 51H215L214 53L213 52H210L211 50ZM242 51H241V50ZM248 49V50H247ZM255 49H257V50H255ZM164 50H166V52H167V50L170 52H167V54L165 53V51ZM196 50V51H195ZM210 50V51H209ZM232 52H231V51ZM237 50V52H239V55L237 54V52H235V53H233L234 51H236ZM264 50V49H263ZM158 53V54H155L156 52ZM172 51V52H171ZM191 51V50H190ZM192 51V52H193ZM198 51V52H197ZM224 51V52H223ZM226 51L228 52L229 51V53H232L231 55L230 54H228L227 53V55L225 54L226 53ZM257 51V52H256ZM259 51V52H258ZM163 52H164V54H163ZM174 52H176V53H174ZM197 52V53H196ZM199 52H200V54H199ZM206 52V53H205ZM219 52H222L221 54L225 57V55H226V58L227 59H224V57L219 53ZM248 52V53H247ZM254 52H256V53H254ZM150 53H151V55H150ZM152 53H153V55H152ZM209 53H211V54H209ZM218 53V54H217ZM243 53H244V55H243ZM251 53V55H249ZM259 53V54H258ZM261 53H263V54H261ZM141 54L143 55H145V59L143 60L142 58V56H141ZM148 54V55H147ZM214 54H216V55H214ZM242 54V55H241ZM150 55V56H149ZM155 55V56H154ZM158 55H161V56H158ZM166 55V56H165ZM172 56V57H169V56ZM175 55V56H174ZM176 55H178V56H176ZM181 55V56H180ZM209 55H210V57H209ZM217 57V59L214 57ZM220 55V56H219ZM237 55V56H236ZM248 55V56H247ZM258 55V56H257ZM140 56H141V59H140ZM155 58H154V57ZM167 56H168V58H167ZM173 56H174V59H173ZM180 56V57H179ZM196 56V57H195ZM208 56V57H207ZM213 56V57H212ZM228 56V57H227ZM230 56V57H229ZM234 56H236V57H234ZM239 56V57H238ZM151 57H152V59H151ZM158 57V58H157ZM164 57V58H163ZM183 57L185 58V59H187L186 61H185V59H184V61H183ZM221 57V58H220ZM232 57L233 58H235V59H232ZM243 59H242V58ZM148 58V59H147ZM156 58H157V61L159 62V60L160 61H162L163 63H158L157 61H156ZM168 60H167V59ZM194 58H195V61H194ZM198 58V59H197ZM201 58V59H200ZM204 58V57H203ZM213 58H214V60H213ZM248 58V59H247ZM253 58V59H252ZM255 58V59H254ZM261 58V59H260ZM147 59V60H146ZM159 59V60H158ZM164 59H166L165 61H164ZM173 59V61H170V60H172ZM175 59H177V60H175ZM190 59H191V62H193V64L191 63V62H188V61H190ZM193 59V60H192ZM213 61H215V59H216V64H215V62H213ZM223 60V62H222V60ZM141 60V61H140ZM150 60H151V62H150ZM181 60V61H180ZM196 60H197V62H200V64L199 63H197L196 62ZM217 60H218V62H217ZM236 60V61H235ZM250 60H252V61H250ZM255 60V61H254ZM256 60H258V61H256ZM143 61V62H142ZM167 61V62H166ZM176 61L178 62L179 61V63H177L178 65H179V67H178V69H177V64H176ZM202 61V62H201ZM210 61H212L214 64L212 65V63L210 62ZM221 61V62H220ZM240 61V62H239ZM145 63V62H147L146 64L148 65V67L150 66V68H148L147 67V65L146 64H143V65H145V67L144 66H142L141 65V63ZM153 62V63H152ZM168 62H170V64L172 63L173 64V66H172V64L171 65H169V67H171L172 66V68H168V67H166V66H168L167 64H169ZM184 62H186V66H185V63ZM196 62V63H195ZM208 62V63H207ZM210 62V63H209ZM229 62H234L235 63V66H236V64H237V66L235 67L234 66V63H230L229 64ZM249 62V63H248ZM256 62V63H255ZM152 63V64H151ZM157 65H156V64ZM192 64L191 66L190 65H187V64ZM203 63V64H202ZM205 63H207V64H205ZM222 63V64H221ZM227 63V64H226ZM253 63V64H252ZM258 63V64H257ZM260 63V64H259ZM150 64V65H149ZM162 64V65H161ZM184 64V65H183ZM198 64V65H197ZM208 64H210L209 65V67L210 68H208ZM219 64V65H218ZM242 64V67H240V65ZM153 65V66H152ZM155 65L159 68H155ZM164 65V66H163ZM176 67H175V66ZM195 65V66H194ZM199 65H203L202 67L201 66H199ZM205 65H206V67H205ZM220 65H221V67H220ZM225 65V66H224ZM228 65H232L231 67L230 66H228ZM244 65V66H243ZM249 65V69H247V68H245V67H247ZM183 66V67H182ZM189 66V67H188ZM198 67V69H197V67ZM254 66V67H253ZM162 67V68H161ZM164 67V68H163ZM166 67V68H165ZM213 67H215V70L216 71H218V72H220V69H221V71L224 73L225 72V74L223 75V73H221V75H220V73H218V72H216V71H214V69H213ZM253 67V68H252ZM149 70H148V69ZM153 68H154V71H155V69H156V71L154 72L153 71ZM175 68V69H174ZM187 68H189V70H190V72H189V70L187 69ZM191 68V69H190ZM193 68V69H192ZM200 68V69H199ZM227 68H229V69H227ZM233 68H235V69H237V70H240L241 68V70L237 73V72H234V70L235 69H233ZM245 68V69H244ZM162 69V70H161ZM164 69V70H163ZM173 69L175 70V71H173ZM179 71V70H181L180 72H177L176 73V71L177 70ZM185 71H184V70ZM202 69H203V72H202ZM208 69V70H207ZM209 69H211V70H209ZM218 69V70H217ZM225 69V70H224ZM226 69H227V71H226ZM252 69H254V71H251ZM255 69H257V70H255ZM261 69V70H260ZM136 70V71H137ZM157 70H161V71H157ZM169 70L170 71H172V73L171 72H169ZM183 70V71H182ZM187 70V71H186ZM194 70V71H193ZM196 70H198V71H196ZM201 70V71H200ZM205 70H207V71H205ZM214 72H213V71ZM233 70V71H232ZM246 70H247V72H246ZM258 70H260V71H258ZM207 73V75H206V73ZM232 71V72H231ZM243 71V72H242ZM254 72L256 75H258V76H256L254 73L252 74V73H248V72ZM153 72L156 74V76H152V75H154L153 74ZM173 72H175V73H173ZM185 72V73H184ZM187 72V73H186ZM192 72H194V73H192ZM195 72H198V73H196V75H195ZM210 72V74L208 75V73ZM230 72V73H229ZM240 72L242 73V74H240ZM246 73L247 75H245V74H243V73ZM263 72V73H262ZM165 73V74H164ZM167 73V74H166ZM171 73V74H170ZM182 73V74H181ZM215 73H216V75H215ZM228 73V74H227ZM232 73V74H231ZM145 74H146V76H145ZM150 74H151V76H150ZM173 74H177L176 76L175 75H173ZM192 74V77H193V75H194V77L192 78V77H190V75ZM199 74V75H198ZM206 76H205V75ZM238 74V76H236V75ZM248 74H249V76H248ZM148 75V76H147ZM158 75V76H157ZM161 76V78H160V76ZM169 75V76H168ZM175 76V77H173V76ZM198 75V76H197ZM214 75L216 76V77H218V80L219 81H221L222 80V83H224V81L227 83H225L226 85V87L225 86H223V85H219V84H221V82H219L218 80H217V78L215 77V81H213V79H214ZM229 75V76H228ZM231 75V76H230ZM235 77H234V76ZM243 75V76H242ZM245 75V76H244ZM253 75H255V78H253ZM177 76H179V77H177ZM197 76V77H196ZM212 76V77H211ZM221 76V77H220ZM225 78H224V77ZM226 76H227V78H226ZM240 76H242V77H240ZM251 76V78H249ZM150 77H151V79H150ZM155 77H157L156 79H155ZM166 77V78H165ZM196 77V78H195ZM199 77H200V79L201 78H203V79H199ZM205 77H207L206 79H205ZM209 77V78H208ZM223 77V78H222ZM233 77H234V80H236L237 78H241L242 79V83L240 82V81H234L233 80ZM237 77V78H236ZM243 77H244V79L246 78L247 80H250V85L248 84L249 82L248 81H245L244 79H243ZM258 77H259V79H258ZM152 78H154V79H152ZM168 78V79H167ZM175 78L177 79V80H175ZM191 78V79H190ZM252 78H253V80H252ZM256 78L258 79V80H256ZM161 79V80H160ZM173 79H174V81H173ZM204 79H205V81H204ZM208 79L210 80V81H208ZM212 79V80H211ZM224 79V80H223ZM227 79V80H226ZM145 80H146V82H145ZM152 80H154L153 82H152ZM156 80V81H155ZM158 80H160V82L158 81ZM191 80H193L192 81V83L194 84H192L191 83ZM196 80H198V82L196 81ZM229 80V82L231 83H228L227 81ZM232 82H231V81ZM204 81V82H203ZM213 81V82H212ZM244 81V82H243ZM252 81H255V82H252ZM258 81V82H257ZM139 82V83H138ZM142 82H145V83H142ZM163 82V83H162ZM170 82V83H169ZM199 82H202L203 84H201V83H199ZM140 83H142V85L140 84ZM148 83V84H147ZM152 83L155 85L156 84V86H152L153 88H151L150 86L152 85ZM157 83H159V84H157ZM161 83H162V85H161ZM174 83H176V85L177 86H179V87H177ZM209 83H216V84H212V85H210ZM239 83V84H238ZM240 83H241V86H240ZM247 83V84H246ZM136 84H137V86H136ZM151 84V85H150ZM164 84V85H163ZM197 84V85H196ZM201 84V85H200ZM219 86H221L222 88H221V90L220 89H216L217 87H219ZM228 84H230V85H228ZM234 84H237V85H234ZM252 84V85H251ZM254 84V85H253ZM147 85V86H146ZM148 85H149V87H148ZM162 86L161 87V89L159 90V88H160V86ZM172 85V86H171ZM174 85V86H173ZM193 85V86H192ZM196 85V86H195ZM199 85L200 86H203V87H199ZM205 85H206V88H208L209 90H207L206 88H205ZM209 85V86H208ZM217 85V86H216ZM132 86V87H131ZM139 86H140V89H139ZM142 86V87H141ZM146 86V88H144ZM157 86H159V87H157ZM167 87L168 89H169V92H167L168 91V89H166V88H164L163 89V87ZM191 86H192V88H191ZM195 86V87H194ZM208 86V87H207ZM213 86V88H211ZM215 86V87H214ZM237 87V88H235V87ZM240 86V87H239ZM247 86V87H246ZM251 86V87H250ZM253 86V87H252ZM137 87V88H136ZM148 87V88H147ZM154 87H156L157 88V90H159L158 92L156 91V89L154 88ZM173 87H174V89H176V88H180V90H181V92L179 91V89H177V92H176V90L174 91V89H173ZM176 87V88H175ZM182 87V88H181ZM189 87V88H188ZM196 87H198V88H196ZM223 87H224V89H223ZM243 89H242V88ZM149 88H150V90H149ZM197 90H199V91H201V93H204L203 94V96L205 95H207V94H205V92L206 93H210V90H211V93L210 94H208L207 96H206V98H208V99H210V96H212V94H219V95H213L212 97L213 98H211L210 100H212L211 102L213 103L214 101H215V103L213 104V107H214V111L213 112H215L216 113V111H217V113H218V115H217V113L215 114V113H213V115H211V116H209V118L210 117H212L213 118V120L214 121H217V122H215L216 123V126H218V122H219V124H221V125H219L220 127V129L219 128H216V132H217V134L219 135H217V138L218 137H220V140H219V138H218V140H217V138H216V143H218V144H216L215 142H214V145H215V147L217 148V151L219 150V153H221V154H219L221 157H223V159H225V158H227V160H225L226 161V163L227 162H229V163H227L228 164V166H230L231 164V170L230 171H227V170H225V173H223V175L225 174H229L230 175V177H229V175L227 174L226 176H225V178L227 179H225L224 178V176L222 175V178H220V180H223V182L222 181H220L219 179V181L217 180V182L216 181H214V182H208L207 180H205L206 179V177L202 174V167H201V162H199L200 160L203 162V160L205 159L204 157V154L203 153H201L200 152V150H198L197 148V146L199 145V138H200V136L201 135H198L199 133H200V131L198 130V128H196V127H194L193 126V128L194 129H192V125L189 123V115L192 113V109H193V106L192 105H190V103L192 104V103H195L196 102V100L198 101L199 99H200V97H201V100H200V103L202 102V99H204V98H202L203 96H202V94H200V92L197 90H195V89ZM205 90H204V89ZM211 88V89H210ZM215 88V89H214ZM220 88V87H219ZM229 88V89H228ZM251 88V89H250ZM133 89V90H132ZM136 89V91L137 92H135L134 90ZM162 89H163V91H162ZM187 89V90H186ZM195 91H194V90ZM202 89H203V91H202ZM241 89V91L243 92V91H246V92H243V95H242V92H240L239 90ZM142 90H144V92H145V94H144V92L142 91ZM147 90H149V91H147ZM171 90V91H170ZM185 90V91H184ZM219 90L221 91V92H219ZM234 90V91H233ZM248 90H250V91H248ZM254 90V91H253ZM133 91V92H132ZM141 91V92H140ZM151 91H152V93H151ZM209 91V92H208ZM218 91V92H217ZM232 91V92H231ZM132 93V95H131V93ZM139 92H140V94H139ZM143 92V93H142ZM147 92V93H146ZM162 92L163 93H166V94H162ZM171 92V94H169ZM191 92V93H190ZM199 92V94H195V93H198ZM213 92V93H212ZM215 92V93H214ZM225 92V93H224ZM227 92V93H226ZM238 92H240V93H238ZM248 92V95H246L245 93H247ZM252 92H253V94H254V96H252L253 94H252ZM137 93V94H136ZM149 93H151V94H149ZM176 93V94H175ZM177 93H179V95L177 94ZM189 93H190V95H189ZM194 93V94H193ZM229 93V94H228ZM238 93V94H237ZM250 93V94H249ZM256 93V94H255ZM139 94V95H138ZM147 94H149V95H147ZM231 94V95H230ZM237 94V95H236ZM136 95V96H135ZM137 95H138V97H137ZM141 95V96H140ZM145 95H146V97H145ZM165 95H167L166 96V98H165ZM171 95V96H170ZM182 95V96H181ZM188 95V96H187ZM192 95H194V96H192ZM201 95V96H200ZM230 95V96H229ZM144 96V97H143ZM172 96H174V98H172ZM176 96H177V98H179V100H181V101H179L177 98H176ZM179 96H181V97H179ZM183 96H184V98H183ZM214 96H216L217 98L215 99L214 98ZM244 96V97H243ZM250 96V97H249ZM251 96H252V98H251ZM257 96H259V98L257 97ZM138 98V100L137 101H139V102H137L136 101V98ZM139 97H141L140 98V100H141V102L144 100V102L143 103H141L140 102V100H139ZM169 97V98H168ZM189 97V98H188ZM192 97H195V99H193ZM234 97V98H233ZM248 97V98H247ZM144 98V99H143ZM161 98V99H160ZM170 98H172L173 100H170ZM186 98V99H185ZM190 98H192V99H190ZM230 98V99H229ZM232 98V99H231ZM241 98V99H240ZM243 98V99H242ZM252 100H251V99ZM134 99H135V101H134ZM143 99V100H142ZM163 99V100H162ZM166 99H167V102L169 101V106H167V107H165L166 105H167V103L165 102L166 101ZM178 100L177 101V103H176V100ZM188 99H190L191 101H193V102H190V100H189V102H188ZM248 99L251 101V102H249L248 101ZM255 99V100H254ZM257 99V100H256ZM158 100V101H157ZM185 100V101H184ZM214 100V101H213ZM217 100V101H216ZM241 100H243V101H241ZM260 100H261V102H260ZM133 101H134V103H133ZM161 101H162V103H161ZM173 101H175V102H173ZM230 101V102H229ZM249 103H248V102ZM252 101L254 102V103H256V104H258V105H262V106H260V108L263 110V111H261V109L259 110L258 109V107L259 106H257V111H255V112H257V113H255L254 112V110H251V109H256V107L255 108H253V103H252ZM259 101V103H257ZM137 102V103H136ZM182 102H184L183 104H182ZM217 102V103H216ZM220 102V103H219ZM242 102V103H241ZM245 102V103H244ZM140 103V104H139ZM172 103H174V104H172ZM186 103H188L187 105H186ZM196 103H199V102H196ZM195 103V104H196ZM131 104H133V105H131ZM161 104H164V106L163 105H161ZM174 105L173 107H175V106H177L176 108H172V105ZM180 104H182V105H180ZM217 104H219V105H217ZM221 104V105H220ZM245 104V105H244ZM248 104H250V105H252L251 107H250V105H248ZM135 105V106H134ZM140 105H142V106H140ZM171 105V106H170ZM184 105H185V107H184ZM189 105H190V107H189ZM216 105V106H215ZM225 105V106H224ZM229 105V106H228ZM237 105V106H236ZM247 105V106H246ZM141 108H140V107ZM179 106V107H178ZM181 106H182V108H181ZM217 106H219L220 108H218ZM245 106V107H244ZM169 107V108H168ZM225 107V108H224ZM231 107V108H230ZM234 107V108H233ZM247 107V108H246ZM171 108V109H170ZM178 108H181V111H180V109H179V112H178ZM186 108L188 109V110H186ZM190 108H192V109H190ZM216 108V109H215ZM218 108V109H217ZM231 110H230V109ZM238 108V109H237ZM249 108H251L250 110H248ZM139 109H141V110H139ZM174 109V110H173ZM183 109H184V111H183ZM190 109V110H189ZM246 109H247V112H246ZM143 110V111H142ZM169 110V111H168ZM171 110V111H170ZM175 110L177 111V112H175ZM186 110V111H185ZM216 110V111H215ZM219 110V111H218ZM221 110V111H220ZM225 110V111H224ZM230 112H229V111ZM137 111V112H138ZM168 111V112H167ZM174 111V112H173ZM183 111V112H182ZM191 111V112H190ZM233 111L235 112H238L239 114H241L240 116H238V115H236V117L238 118H236L234 115L236 114H233L232 115V113H233ZM240 111V112H239ZM248 111H250V112H248ZM253 112V114H252V112ZM145 112H147V110H145ZM173 112V113H172ZM182 112V113H181ZM186 112V113H185ZM188 112H190V113H188ZM221 112V113H220ZM224 114H223V113ZM188 113V114H187ZM231 114V115H227V114ZM237 113V114H238ZM249 113H251V115H252V117L253 118H256V119H253L252 117H246V116H248V115H250ZM185 114V115H184ZM205 114V113H204ZM245 114V115H244ZM248 114V115H247ZM145 115H144V117H145ZM168 115V116H167ZM169 115H170V117H169ZM174 116V117H172V116ZM175 115H181V117L179 116V117H177V116H175ZM182 115L185 117V118H182ZM188 115V116H187ZM215 115H217V117L215 118L214 116ZM225 115H226V117H225ZM245 117H244V116ZM250 115V116H251ZM143 115H137V118H138V120H143L142 117ZM230 116V117H229ZM234 116V117H233ZM242 116V117H241ZM233 117V118H232ZM261 118L260 119H264V114H262L261 116H260ZM141 118V119H140ZM188 118V119H187ZM224 120H223V119ZM226 118V119H225ZM233 120H232V119ZM236 118V120H234ZM241 118H244V119H246V120H244V119H241ZM250 118V119H249ZM253 120H252V119ZM219 119V120H218ZM145 120V119H144ZM185 120V121H184ZM187 120V121H186ZM221 120V121H220ZM238 120V121H237ZM252 120V121H251ZM254 120L256 121V122H254ZM182 121V122H181ZM246 121V122H245ZM184 122V123H183ZM187 122V123H186ZM239 122V123H238ZM253 122H254V124H253ZM190 125H189V124ZM176 124V125H175ZM184 124L186 125V128H188V126H189V128H188V132L186 131L185 132V134L187 135H185L184 133L183 134H181L182 132H183V130L184 129H186L185 127H184ZM243 124V125H242ZM248 124V125H247ZM255 126H253V125ZM145 125H148V121H147V123H145ZM154 125H156V127L154 126ZM240 125V126H239ZM264 125V124H263ZM239 126V127H238ZM247 126V127H246ZM256 126L258 127V128H256ZM161 127V128H160ZM180 127V128H179ZM182 127H183V130H182ZM251 127H252V129H251ZM156 128V129H155ZM256 128V129H255ZM151 129H153V130H151ZM156 130V132L157 133H155V130ZM192 129V131L194 130V132H190V130ZM195 129H197V132L198 133H196V131H195ZM258 129L260 130V131H258ZM179 130V131H178ZM187 130V129H186ZM219 130V131H218ZM245 130V131H244ZM254 130V131H253ZM256 130V131H255ZM262 130V131H261ZM154 131V132H153ZM176 131H178L179 132V135H176V136H174V134L176 133ZM185 131V130H184ZM252 131V132H251ZM152 132V133H151ZM162 135V138H161V136H160V134ZM167 132V133H166ZM178 132H177V134H178ZM190 132V133H189ZM251 132V133H250ZM255 132V133H254ZM259 132H261V135H260V133ZM263 132V133H262ZM147 133V134H146ZM169 133V134H168ZM173 133V134H172ZM194 133V134H193ZM159 134V135H158ZM173 136H172V135ZM192 136H194V137H192ZM167 135H171V136H167ZM254 135V136H253ZM154 136V137H153ZM160 136V137H159ZM164 136H167V137H165L164 138ZM181 136V137H180ZM188 137V136H191V137H188V138H186V137ZM198 136H199V138H198ZM258 136H259V138H258ZM263 136V137H262ZM146 137V138H145ZM150 137V138H149ZM168 137H174V138H168ZM175 137H177V138H175ZM257 137V138H256ZM260 137H261V140H259L260 139ZM168 138V139H167ZM185 138L187 139V140H185ZM195 139V141H194V139ZM147 139V140H146ZM149 139V140H148ZM153 141H151V140ZM159 139L162 141H159ZM173 141H172V140ZM177 139H178V141L179 142H177ZM188 139L190 140V141H188ZM257 139V140H256ZM144 140H146V141H144ZM157 140V141H156ZM164 140H166V141H164ZM168 140V141H167ZM197 140H198V142H197ZM143 141V142H142ZM152 143H151V142ZM169 141H171V142H169ZM191 141H193V142H191ZM218 141V142H217ZM256 141V142H255ZM257 141L260 143V144H263V145H260L259 143H258V145L256 144L257 143ZM146 144H145V143ZM173 142V143H172ZM174 142H176V143H174ZM184 142V143H183ZM188 142H189V144H188ZM190 142L192 143V145H190ZM194 142L195 143H198V144H194ZM160 143H162L161 144V146H160ZM255 143V144H254ZM145 144V145H144ZM158 144H159V147H158ZM165 144V145H164ZM183 144V145H182ZM184 144H185V146L187 147V144L188 145H190V146H192V148L191 147H187V149L188 148H191V149H188V151H187V149H186V147H184ZM146 145H148L149 146V148L146 146ZM157 145V146H156ZM194 145L196 146V147H194ZM260 145V146H259ZM163 146H165V147H163ZM178 148H177V147ZM218 146V147H217ZM262 146V147H261ZM145 147V148H144ZM158 147V148H157ZM161 147V148H160ZM193 147H194V149H193ZM223 147V148H222ZM148 148V149H147ZM175 148H176V150H175ZM185 148V149H184ZM254 148V149H253ZM256 148V149H255ZM142 149H144L143 151H142ZM154 149V150H153ZM160 149V150H159ZM163 149V150H162ZM173 149L175 150L174 152H175V154H174V152H172L173 151ZM148 150V151H147ZM150 150V151H149ZM156 150V151H155ZM163 151V153H162V151ZM178 150V151H177ZM192 152H191V151ZM193 150H194V152H193ZM198 150V151H197ZM234 150V151H233ZM255 151V153H254V151ZM262 150V151H261ZM177 151V152H176ZM181 151V152H180ZM190 151V152H189ZM148 152V153H147ZM150 152H152V153H150ZM161 152V153H160ZM179 152V153H178ZM196 152H197V154H196ZM199 152V153H198ZM230 152V153H229ZM232 152V153H231ZM259 152L261 153V155L259 154ZM154 153H155V156H154ZM178 153V154H177ZM190 153H193V154H196L197 156L195 157V155L193 156V154H190ZM201 153V154H200ZM144 154H148V155H144ZM158 154V155H157ZM168 154V155H167ZM170 154L172 155L171 157H170ZM191 155V156H188V155ZM225 154V155H224ZM157 155V156H156ZM165 156V157H163V156ZM176 155H178V158L177 157H175V160H174V162H172L173 160L172 159H170V158H173L174 156H176ZM202 155V156H201ZM223 155V156H222ZM253 155V156H252ZM256 155L258 156H261V157H258L257 159H256ZM153 156H154V158H153ZM158 156H160V157H158ZM200 156V157H199ZM204 156V157H203ZM152 157V159H150ZM155 157H157V158H155ZM163 157V158H162ZM187 157H188V160L191 158L192 160V162L189 160H187ZM194 157L196 158V159H194ZM201 157H202V159H201ZM233 159H232V158ZM162 159V161H161V159ZM148 159V160H147ZM154 159V160H153ZM158 159V160H157ZM174 159V158H173ZM177 159V160H176ZM252 159V160H251ZM262 159V160H261ZM150 160V161H149ZM153 160V161H152ZM167 160V161H166ZM169 160V161H168ZM171 160V161H170ZM260 162H259V161ZM152 161V162H151ZM157 161V162H156ZM254 161V162H253ZM151 162V163H150ZM165 162V163H164ZM175 162H177V163H175ZM196 162H199V163H196ZM239 162V163H238ZM259 162V163H258ZM153 163H154V165H153ZM189 163V164H188ZM190 163H192V165L190 164ZM196 163V164H195ZM254 163V164H253ZM160 165V164H163L164 166H159V168L157 169L156 167H158V165ZM178 164H180V166L178 165ZM193 164L195 165V166H193ZM237 164V165H236ZM148 165H150L149 167H151V170H152V172H151V170H150V168L148 167ZM184 165V166H183ZM197 165V166H196ZM233 165L234 166H237V169H232V167H233ZM262 165V166H261ZM152 166H155V167H153V168H155L154 170H153V168H152ZM177 166V167H176ZM241 166V167H240ZM179 167H181V169L183 170V171H185V172H190V174L188 173H186L185 174V172H183L182 170H180V168ZM183 167V168H182ZM195 168H199V169H195ZM234 168V167H233ZM236 168V167H235ZM261 168H263V169H261ZM164 169V170H163ZM175 169V170H174ZM177 169V170H176ZM178 169L180 170V171H178ZM239 169V170H238ZM255 169V170H254ZM166 170V171H165ZM168 170V171H167ZM193 170V171H192ZM197 171V173H196V171ZM236 170V171H235ZM156 171H158V172H156ZM182 171V172H181ZM199 171H200V174H198L199 173ZM232 171H233V174H232ZM235 171V172H234ZM153 172H155L156 173V175H155V173H154V175H153ZM162 172V173H161ZM170 173V175H169V173ZM181 172V173H180ZM194 173V175L196 176V174H197V176L196 177H194V175H193V173ZM152 175H151V174ZM159 173V174H158ZM161 173V174H160ZM177 173V174H176ZM181 175H180V174ZM192 173V174H191ZM239 173V174H238ZM262 173V174H261ZM162 174H163V176H162ZM172 174H173V176H172ZM178 174H179V176H181V177H179L178 176ZM202 174V175H201ZM238 174V175H237ZM260 174V175H259ZM159 175H161V176H158ZM184 175H185V177H184ZM252 175V176H251ZM263 175V176H262ZM164 176H167V178H165ZM170 176V177H169ZM177 176V177H176ZM188 176V177H187ZM194 177V178H191V177ZM262 178H261V177ZM152 177V178H151ZM158 179H157V178ZM161 177V178H160ZM172 177V178H171ZM174 177H175V179H174ZM183 177V178H182ZM200 177V178H199ZM202 177V178H201ZM229 177V178H228ZM242 177V178H241ZM254 177V178H253ZM260 177V178H259ZM154 178V179H153ZM164 178V179H163ZM169 178V179H168ZM177 178H179V179H177ZM186 178H188V179H186ZM190 178H191V180H190ZM205 178V179H204ZM244 178H245V180H244ZM249 178H250V180H249ZM159 179H161L160 181H159ZM171 179H172V181H171ZM177 179V181H179V183H177V181H174V180H176ZM181 179V180H180ZM183 179V180H182ZM185 179V180H184ZM195 179L197 180V179H202V180H204L203 181V184H202V180L200 181V180H197V183H196V181H195ZM257 179V180H256ZM262 179V180H261ZM156 180V181H155ZM167 180V181H166ZM193 180V181H192ZM233 180V181H232ZM256 180V181H255ZM153 181H155V182H153ZM166 182V184H164L165 182ZM182 181V182H181ZM183 181H184V184H183ZM186 181H188V182H190L191 183V185H190V183H187ZM194 181H195V183H194ZM198 181H200V182H198ZM207 183H206V182ZM254 181V182H253ZM176 182V183H175ZM181 182V183H180ZM215 182H216V185H215ZM227 182V183H226ZM257 182V183H256ZM260 182V183H259ZM263 182V183H262ZM76 183L78 184V181H76ZM159 183V184H158ZM160 183H161V185H162V187H159L160 186ZM166 185L165 187H164V185ZM168 183H169V185H171V183H172V185L171 186H169L168 185ZM174 183V184H173ZM187 183V184H186ZM198 183H199V185L201 186V188L200 187H197L198 186ZM208 183H209V185H208ZM210 183H211V185H210ZM244 185H243V184ZM256 183V184H255ZM151 184V183H150ZM157 184V185H156ZM188 184L190 185V186H192V187H194L193 185H196V187H194V188H188L187 189V186H188ZM202 184V185H201ZM206 184V185H205ZM225 184V185H224ZM249 184V185H248ZM255 184V185H254ZM156 185V186H155ZM177 185H179V186H177ZM183 186V188L181 187V186ZM187 185V186H186ZM214 187H213V186ZM260 185V186H259ZM155 186V187H154ZM173 186V187H172ZM176 186V187H175ZM185 186V187H184ZM208 186V187H207ZM210 186V187H209ZM223 186V187H222ZM256 186V187H255ZM158 187H159V189H158ZM168 189H167V188ZM189 187V186H188ZM207 188V191L205 192L204 191V189H206ZM213 187V189L216 191H214L213 192V190L211 189ZM219 189H218V188ZM222 187V188H221ZM225 187V188H224ZM162 188H164L163 190H162V192H163V194H164V192H165V194L163 195L162 194V192H159V191H161V189ZM173 188V189H172ZM185 188V189H184ZM245 188V189H244ZM253 188V189H252ZM261 188V189H260ZM170 189H171V191H170ZM182 189H184V190H182ZM209 189H211L212 191H210ZM238 189H240V190H238ZM251 189V190H250ZM159 190V191H158ZM165 190V191H164ZM192 190H194V191H192ZM195 190H196V192H195ZM199 190V191H198ZM203 190V191H202ZM209 190V191H208ZM219 190V191H218ZM243 190V191H242ZM71 191V195L68 193L67 195H69V196H67V195H65V197H63L62 199H59L57 202H56V205H55V209H54V212H53V217H52V221H53V225L55 226H51L50 228H48V233H51V235L50 234H48L46 231H45V233H43L44 234V236H41V239H42V241L44 242V243H46L48 240H49V238H50V240H49V242H47L46 244L48 245L49 243V246L51 247V246H53V247H51L52 248V250H51V248L48 246V248H50V249H48V248H46L45 250H47L48 252L47 253H49V250H50V254H48V258L51 260V262L53 263V264H58V263H62V264H66L67 262V264H71L72 262V264H78L77 262H79V264H83V263H81L82 262V260H81V258L78 256V254H77V249H78V237L76 236L75 237V230H76V228L77 227H79L80 228V226L81 227H83L82 225H83V223H82V221H80V219H82V213H84L85 212V210H83L85 207H86V205H85V201H83L82 200V197H84V196H81V195H83L82 194V192H79L80 194H78L77 195V193L78 192H73L72 190H70ZM77 191H79V189H77ZM168 191V192H167ZM198 191V192H197ZM185 192V193H184ZM186 192H188V194L190 195V193L192 194V193H194V194H192V196L190 195H188ZM201 192H205V193H201ZM215 194V196H213V193ZM220 192V193H219ZM257 192H258V194H257ZM73 193H76V195L77 196H79V198L76 196V195H73ZM158 193H161L160 195L158 194ZM168 195H167V194ZM183 193V194H182ZM196 193V194H195ZM201 193V194H200ZM208 193V194H207ZM224 193H226V194H224ZM255 195H253V194ZM181 194V195H180ZM211 194H212V196H211ZM243 196H242V195ZM163 195V196H162ZM183 195H185L184 197H181V196H183ZM196 195V196H195ZM197 195H198V197H197ZM210 196V198H209V196L208 197H201V196ZM222 195V198H220V196ZM227 195H233V196H235V195H237V196H235V197H238V196H240L241 197V199H240V197H239V199L241 200V202H242V206L240 205V209L241 210H245V206L246 207H248L249 209H247L246 208V210H245V213H244V211L242 212L239 208L237 209V212H238V210H240V212H234V213H236V215L235 214H232V210H233V208H232V206L231 205H229L228 204V206H227V208H229V212H231V213H229L228 212V209L226 208V202L225 203H223L222 202V200L224 201L225 199L223 198V197H226ZM81 196V197H80ZM153 196V197H152ZM162 198H161V197ZM170 198H169V197ZM219 196V197H218ZM73 197V198H72ZM78 198V200H77V198ZM159 197L161 198V199H159ZM164 197V198H163ZM168 197V198H167ZM195 197V198H194ZM212 197H218V200H217V198H212ZM261 197V198H260ZM65 198V199H64ZM70 198V200L69 201H71L72 199H73V201L75 200V203L78 205V204H80L79 206H75L76 204L73 202L72 203V201L71 202H69L68 201V199ZM72 198V199H71ZM187 198H189V199H187ZM194 200H193V199ZM201 198H203V200L201 199ZM207 198V200H205ZM243 198H245V199H243ZM67 199V200H66ZM84 199V198H83ZM162 199H164V200H162ZM201 199V200H200ZM212 199V200H211ZM222 199V200H221ZM263 199V200H262ZM65 200V201H64ZM80 200H81V202H80ZM160 200V201H159ZM161 200L162 201H164V202H166V203H164V202H161ZM169 200V201H168ZM177 200H178V202H177ZM183 200V201H182ZM187 200V201H186ZM189 200V201H188ZM192 200V201H191ZM209 200H211V201H213V202H215L214 204H213V202H212V204L210 205V201ZM221 200V201H220ZM243 200V201H242ZM247 200V201H246ZM250 202H249V201ZM255 200H257L256 202H255ZM262 200V201H261ZM62 201H64V203L67 205V206H69V205H71L72 206V204H74L72 207L71 206H69L68 208H67V206H64V203L62 202ZM67 201V202H66ZM167 201H168V203H167ZM173 201L174 202V204H172L171 202ZM185 201V202H184ZM198 201V202H197ZM199 201H200V203H199ZM201 201L203 202L202 204H201ZM218 201H220V202H222V203H220V202H218ZM245 201V202H244ZM253 201V202H252ZM70 204H69V203ZM79 202V203H78ZM83 202H84V205H82L83 204ZM159 202H161V203H159ZM180 202H181V204H180ZM182 202H184V204H182ZM191 202V203H190ZM194 202H197V203H194ZM205 202H207V203H205ZM216 202L219 204H217L216 205V208L214 209V206H215V204H216ZM69 205H68V204ZM163 203V204H162ZM170 203V204H169ZM192 203H194V204H192ZM205 203V204H204ZM243 203H247V205H245L244 204V206H243ZM250 203V204H249ZM63 204V205H62ZM168 205V206H165V205ZM177 204V206L178 205H181V206H178L180 209H178L176 206H173V205H176ZM196 204V205H195ZM197 204L199 205V206H197ZM208 204L210 205V207H208ZM223 204V205H222ZM259 204H261V205H259ZM84 207V208H82V206ZM158 206V207H156V209H155V206ZM185 205H187V206H185ZM195 207H194V206ZM201 205H203V207L201 206ZM205 205V206H204ZM214 205V206H213ZM225 205V206H224ZM252 205V206H251ZM59 206V207H58ZM60 206H61V208H60ZM75 206V207H74ZM81 206V207H80ZM161 206H163L162 208H161ZM171 206H173L172 208L173 209H171L170 207ZM213 208H212V207ZM221 206V207H220ZM250 206H251V208H250ZM261 206V209L263 210V212L262 211H259L260 210V207ZM58 207V208H57ZM65 207V208H64ZM150 207V206H149ZM170 209H169V208ZM185 207H187V208H185ZM202 207V210L200 209V208ZM204 207H205V209H204ZM225 207V208H224ZM252 207H254L253 208V211H252ZM258 207V208H257ZM60 208V209H59ZM67 208V209H66ZM70 208H74V209H71L70 210ZM81 208V209H80ZM166 208L168 209V210H166ZM177 208V209H176ZM198 208V209H197ZM210 208V210H209V212L207 213V209H209ZM224 208V209H223ZM230 208H232V209H230ZM59 209V210H58ZM64 209V211H61V210H63ZM66 209V210H65ZM162 209V210H161ZM165 209V210H164ZM182 209V210H181ZM187 209V210H186ZM189 209V210H188ZM204 209V210H203ZM212 209V210H211ZM219 209V210H218ZM226 209V210H225ZM251 209V210H250ZM58 210V212H59V214L61 215H59L58 214V212H56L55 213V211H57ZM74 210V211H73ZM75 210H76V212H78V213H76L75 212ZM80 210V211H79ZM81 210H83V211H81ZM150 210V211H149ZM169 210L171 211V212H173V213H171V212H169ZM177 210V211H176ZM180 210V211H179ZM191 210V211H190ZM213 210H215L214 212H213ZM217 210V211H216ZM223 210V211H222ZM231 210V211H230ZM248 210H250V211H248ZM72 211V212H71ZM151 211H153L152 212V214H151ZM155 211V212H154ZM161 211V212H160ZM162 211H164L163 213H162ZM179 211V212H178ZM182 211V212H181ZM186 211H190V213L192 214V212H193V214H192V217H191V214L189 215V214H187L186 213ZM201 211H203V212H201ZM205 211V212H204ZM210 211H211V213L212 214H210L209 215V213H210ZM234 211V210H233ZM252 211V215L250 214V212ZM255 211V212H254ZM258 211V212H257ZM72 214H71V213ZM79 212H81V213H79ZM223 212V213H222ZM224 212H227V214H232V215H234L232 218H225L226 219V221L227 222H231V220H233L234 218V220L233 221H235V223L234 222H231V223H229V225H228V223H225L226 221L224 220V222H222L223 220L221 219V218H219V214H225ZM241 212H242V214H241ZM262 212V213H261ZM62 213V214H61ZM66 213H67V215H66ZM150 215H149V214ZM158 213V215H156ZM171 214L172 215V217H171V215H168V214ZM182 213V214H181ZM189 213V212H188ZM204 213V214H203ZM208 214V216H206L207 214ZM218 213V214H217ZM255 213H257V214H255ZM259 213H261V214H259ZM56 214V215H55ZM60 216V217H58V215ZM66 216H65V215ZM77 214V215H76ZM78 214H81V216L80 215H78ZM156 216H155V215ZM160 214V215H159ZM174 214H176V216L174 215ZM214 214H216V215H214ZM237 214H238V216H240V214L243 216H241V217H238L237 216ZM64 215V216H63ZM69 215V217L70 218H72V219H69V217H67ZM71 215V216H70ZM75 215V216H74ZM149 215V216H148ZM162 215V216H161ZM165 217H164V216ZM213 215H214V217H213ZM218 215V216H217ZM245 215H246V217H245ZM251 215V216H250ZM256 215V216H255ZM76 216H78L77 218H76ZM80 216V217H79ZM153 216V217H152ZM159 216V217H158ZM177 216H178V218H177ZM183 216V217H182ZM206 216V217H205ZM215 216H217V217H215ZM231 216V215H230ZM253 216V218H251ZM255 216V217H254ZM55 217V218H54ZM56 217H57V220H56ZM66 219H65V218ZM75 217V218H74ZM167 217H169V218H167ZM171 217V218H170ZM180 217V218H179ZM186 217V218H185ZM210 218V220H209V222L207 221L208 220V218ZM239 218V221H236V220H238V218ZM247 217H249V218H251V219H246ZM258 219H257V218ZM262 217H263V220H262ZM61 218V220H59V219ZM65 220H64V219ZM159 218H162V219H159ZM165 219V221H166V223H165V221H164V219ZM167 218V219H166ZM188 218V219H187ZM205 218H207V220H205V221H207V222H205L204 221V219ZM212 218H213V220L214 221H212ZM218 218H219V220H218ZM242 218H244L243 220H242ZM67 219H69L68 221H66ZM77 219H78V222H77ZM153 219H154V221H153ZM231 219V220H230ZM241 219V220H240ZM256 219V220H255ZM56 220V221H55ZM70 220H72V221H70ZM156 220V221H155ZM174 220V221H173ZM177 220V222L175 223V221ZM189 220V221H188ZM217 220V221H216ZM246 220H249V222L248 221H246ZM251 220V221H250ZM258 220V221H257ZM259 220H261V224H260V221ZM59 221H61V222H59ZM65 223H64V222ZM74 221V222H73ZM151 221V222H150ZM158 221V222H157ZM169 221V222H168ZM172 221V222H171ZM181 221H183V222H181ZM185 221V222H184ZM192 221V222H191ZM210 221H211V223H210ZM241 221H246V222H248V223H245V222H241ZM255 221V222H254ZM57 222H59V225L57 224ZM148 222H149V224H148ZM154 224H153V223ZM199 222V223H198ZM214 222V223H213ZM236 222L238 223L237 225H238V227L243 223H245V224H247L246 226H244V225H242V228L243 227H245V228H241V226L238 228V229H241V232H240V230H237V225H236ZM239 222H240V224H239ZM55 223V224H54ZM62 223H64V224H62ZM71 223V225H72V227H71V225H69ZM77 223V224H76ZM156 223V224H155ZM169 223V224H168ZM172 225H171V224ZM181 224V226H180V224ZM205 223H207L208 224V226H211V227H207L206 226V224ZM217 223V224H216ZM220 223V224H219ZM226 225H224V224ZM257 223V224H256ZM74 224H76V225H74ZM148 224V225H147ZM153 224V225H152ZM167 224V225H166ZM175 224H177V225H175ZM197 224H199V226H197ZM202 224V225H201ZM203 224H205V225H203ZM212 224V225H211ZM263 224V225H262ZM66 225H68V226H66ZM75 227H74V226ZM78 225H80V226H78ZM151 225H152V227H151ZM155 225V226H154ZM164 225V226H163ZM173 226V227H171V226ZM179 225V226H178ZM183 225H185V227L183 226ZM197 226V227H195V226ZM222 225H224V226H222ZM232 225V226H231ZM234 225H236L235 227H233ZM251 225V226H250ZM253 225H255V227L253 226ZM260 225H261V227H260ZM61 226V227H60ZM62 226H63V228H62ZM65 226H66V229H65ZM170 226V227H169ZM193 226H194V228L197 230V232L196 231H194L195 229H190L191 227L193 228ZM206 226V227H205ZM213 226V227H212ZM217 226V227H216ZM218 226H219V228H218ZM250 226V227H249ZM57 227H59L58 229H57ZM68 227V228H67ZM75 229H74V228ZM150 227V228H149ZM166 227V228H165ZM170 229V230H168V228ZM179 228V230H178V228ZM182 227H183V229H182ZM220 227H223L222 229H224V230H227V231H222V229L220 228ZM228 227L229 228H231V229H228ZM56 228V229H55ZM174 228V229H173ZM214 228V229H213ZM218 228V229H217ZM234 228V229H233ZM236 228V229H235ZM247 228H248V231H247ZM50 229V230H49ZM73 229V230H72ZM160 229V230H159ZM167 229V230H166ZM180 229H182V231H180ZM185 229V230H184ZM258 229H260V231L258 230ZM262 229V230H261ZM52 230H53V232H52ZM59 230H60V232H59ZM61 230H63V231H61ZM157 230V231H156ZM175 230V231H174ZM190 230V231H189ZM201 230H203V231H201ZM205 230V231H204ZM206 230H208V231H206ZM231 230V232H229V231ZM236 230V231H235ZM56 231V232H55ZM69 231V232H68ZM71 231H72V233H71ZM153 231V232H152ZM167 231H168V233H167ZM178 231V232H177ZM184 231H186V232H184ZM191 231H193V232H191ZM239 231V235H238V232ZM244 231V232H243ZM261 231H263V232H261ZM56 234H55V233ZM66 232V235L64 234ZM68 232V233H67ZM155 232V233H154ZM160 233V235H157L156 233ZM166 232V233H165ZM190 232V233H189ZM196 232V233H195ZM208 234L209 232V235H207L206 233ZM212 232V233H211ZM218 234H217V233ZM224 232V233H223ZM228 232V233H227ZM235 232V233H234ZM257 232L258 233H260V234H258L257 235ZM61 234V235H59V234ZM164 233V234H163ZM179 233V234H178ZM185 233V234H184ZM189 233V234H188ZM197 234V235H195V234ZM226 233V234H225ZM242 233H244V234H242ZM42 234V235H43ZM45 234H47V235H45ZM53 234V235H52ZM54 234H55V237H54ZM68 234H69V236H74L73 238L72 237H70V238H68L69 236H68ZM70 234H72V235H70ZM170 234V235H169ZM202 234H203V236H202ZM228 234H229V236H228ZM236 234V235H235ZM242 234V235H241ZM256 236H255V235ZM66 237H65V236ZM163 235V236H162ZM167 235V236H166ZM169 235V236H168ZM172 235V236H171ZM176 235V236H175ZM187 235H189V236H187ZM195 235V236H194ZM238 235V236H237ZM247 236V238H246V236ZM49 236V237H48ZM58 236V237H57ZM159 236V237H158ZM162 236V237H161ZM180 236V237H179ZM182 236V237H181ZM201 236V238H203V241H202V239H199V237ZM209 236V237H208ZM210 236H212L211 238H210ZM243 236V237H242ZM254 236V237H253ZM45 237V238H44ZM53 237V238H52ZM172 237H174L173 239H172ZM175 237H177V238H175ZM191 237H192V239H191ZM197 237V238H196ZM205 237V238H204ZM221 237V238H220ZM226 237V238H225ZM239 237H240V239H239ZM249 237H251L252 238V240H251V238H249ZM48 238V239H47ZM57 238V239H56ZM75 238V239H74ZM77 238V239H76ZM184 238V239H183ZM188 238H190V239H188ZM244 238H246L247 240H244L243 241V239ZM255 238V239H254ZM261 239V241L259 240V239ZM56 239V240H55ZM66 239V240H65ZM68 239V240H67ZM71 239V240H70ZM73 239V240H72ZM176 239V240H175ZM228 239H229V241H228ZM230 239H231V241H230ZM234 239V241H232ZM252 241H250V240ZM45 240H46V242H45ZM54 242H53V241ZM67 241V242H65V241ZM174 240V242H172ZM195 240V241H194ZM259 240V241H258ZM69 241H71V242H69ZM72 241H74L73 243H72ZM76 241V242H75ZM201 241H202V243H201ZM209 241H211V242H209ZM241 241H243V242H241ZM251 242L252 244L253 243H255V241H256V243L255 244H253V245H255V246H253L252 244H250V243H246V242ZM54 243L53 245L51 244V243ZM194 242H195V247H193L194 246ZM234 242H235V244H234ZM245 242V243H244ZM59 243V244H58ZM65 243H67V244H65ZM75 243H77V244H75ZM186 243V244H185ZM203 243H205V244H203ZM208 243H209V245H208ZM213 243V244H212ZM216 243V244H215ZM231 243V244H230ZM263 243V245H261ZM61 244V245H60ZM74 244V245H73ZM176 244V245H175ZM184 244V245H183ZM204 245V247L202 246V245ZM249 244V245H248ZM63 245H66V247L65 246H63ZM70 246V245H72L74 248H75V250L73 249V247H67V246ZM178 245H179V247H178ZM192 245V246H191ZM199 245H201V246H199ZM206 245H207V248H206ZM214 246V247H212V246ZM236 247H235V246ZM252 247H251V246ZM261 245V246H260ZM29 245H27V246H25V247H28ZM176 246V247H175ZM197 246H199V247H197ZM246 246V247H245ZM249 246V247H248ZM259 246V247H258ZM25 247H19L20 248V252H19V249L17 248V250H16V252H15V254L13 253L12 254V257H17L18 259L15 261V262H12V263H10V264H19V263H21L22 261V264H28V262H29V264H32L31 262H32V259L31 258H33V264L35 263V264H37L38 263V260H36L35 261V259H37L39 256H41V255H38L39 253H35L34 252V254L32 253H28L27 251V253H28V255H27V253L26 252H24V250L25 249H23V248H25ZM55 247V248H54ZM61 247V248H60ZM212 247V248H211ZM253 247H255V249H253ZM257 247V248H256ZM260 247H262V249L260 248ZM77 248V249H76ZM166 248H167V250H166ZM200 248V249H199ZM203 248V249H202ZM233 248V249H232ZM246 248V249H245ZM247 248H249V249H247ZM23 251H22V250ZM53 249H55V250H53ZM58 249V250H57ZM62 249V250H61ZM66 249H68V250H66ZM163 249L165 250V251H163ZM170 249V250H169ZM193 249V250H192ZM206 251V250H204V249H209V250H207V252L205 253V252H200V251ZM230 249V250H229ZM251 249H253V250H251ZM259 249V250H258ZM261 249V250H260ZM73 250V251H72ZM172 250H174V251H172ZM182 250V251H181ZM194 250H196L195 252H194ZM199 250V251H198ZM214 250V251H213ZM215 250H216V252H215ZM219 250V251H218ZM221 250H225L226 252H224V251H221ZM233 250V251H232ZM236 250V251H235ZM239 250V251H238ZM248 250H250V251H248ZM257 250V251H256ZM57 251V252H56ZM60 253H59V252ZM69 253H68V252ZM71 251V252H70ZM170 251V252H169ZM176 251V252H175ZM230 251V252H229ZM258 251H259V253H258ZM262 251V252H261ZM52 252V253H51ZM63 252V253H62ZM65 252V253H64ZM164 252H166V253H164ZM173 252V253H172ZM209 252H210V254H209ZM254 252V253H253ZM17 253V254H16ZM25 253V254H24ZM57 253V254H56ZM71 253H72V255H71ZM75 253V256L73 255ZM176 253H177V256H176ZM213 253H215L214 255H215V258L213 257ZM220 253V254H219ZM236 253H238V254H236ZM258 253V254H257ZM260 253H262V254H260ZM19 254H20V256H24V258H26L27 260L25 261V259L24 258H22V261H20L21 260V257L19 256ZM21 254H23V255H21ZM30 254H31V256H30ZM63 254V255H62ZM173 254H175L174 256H173ZM191 254V255H190ZM203 256H202V255ZM212 254V255H211ZM219 254V255H218ZM224 255V256H222V255ZM228 254V255H227ZM235 254V255H234ZM243 254V255H242ZM251 254H252V256H251ZM253 254H254V256H253ZM255 254H257V255H255ZM15 255H17V256H15ZM34 255V257H32ZM37 255H38V257H37ZM52 255V256H51ZM67 255H68V257H67ZM77 255V256H76ZM163 255V256H164ZM167 255H168V257H167ZM169 255H172V256H169ZM199 256V258L197 257V256ZM210 255V256H209ZM226 255V256H225ZM259 255H260V257H259ZM20 258H19V257ZM35 256H36V258H35ZM51 256V257H50ZM54 256V257H53ZM55 256H58V259H57V257L55 258ZM175 256H176V258H175ZM180 256V257H179ZM190 256V257H189ZM202 256V257H201ZM212 256V257H211ZM245 256V257H244ZM257 256V257H256ZM29 259H28V258ZM53 257V258H52ZM64 257V258H63ZM67 257V258H66ZM77 259H76V258ZM173 257L174 258V260H173V258L171 259V258ZM181 257H183V258H181ZM194 257V258H193ZM196 257V258H195ZM204 257L206 258V259H204ZM210 257H211V261L209 260L210 259ZM248 257V258H247ZM259 257V258H258ZM55 258V259H54ZM73 258H74V260H73ZM166 259V261H165V259ZM201 258L202 259H204V260H201ZM212 258H214V259H212ZM226 258H230L229 260H227ZM236 258V259H235ZM254 260H253V259ZM54 259V260H53ZM60 259V260H59ZM67 259H69L70 260V262H69V260H67ZM72 259V260H71ZM171 259V260H170ZM192 259V260H191ZM200 259V260H199ZM226 259V260H225ZM257 259V260H256ZM262 259H263V261H262ZM19 260V261H18ZM29 260V261H28ZM65 260H67V261H65ZM77 260V261H76ZM209 260V261H208ZM231 260V261H230ZM262 261V263L260 262V261ZM35 261V262H34ZM60 261V262H59ZM72 261V262H71ZM76 261V263H74ZM170 263H169V262ZM199 261V262H198ZM201 261V262H200ZM234 261V263H232ZM256 261V262H255ZM257 261L259 262V263H257ZM17 262V263H16ZM66 262V263H65ZM174 262V264H176ZM243 262V263H242ZM51 263V264H52Z\"/></svg>",
	"mask_w": 264,
	"mask_h": 264
}]
</instances>
